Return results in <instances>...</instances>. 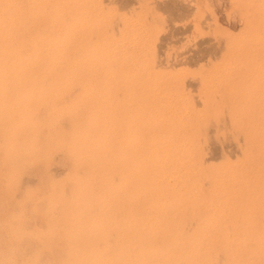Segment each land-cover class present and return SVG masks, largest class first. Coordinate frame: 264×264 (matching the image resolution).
Returning a JSON list of instances; mask_svg holds the SVG:
<instances>
[{"label": "rangeland", "instance_id": "374dc122", "mask_svg": "<svg viewBox=\"0 0 264 264\" xmlns=\"http://www.w3.org/2000/svg\"><path fill=\"white\" fill-rule=\"evenodd\" d=\"M7 1L11 3L10 0H6V3L8 4L6 6L7 8H5V6H4V4L6 5L5 2L3 3V5H2V3H0V7L3 6V9L5 8V10L0 8V13L3 10L2 13L8 15L7 17L11 16L12 15L11 13H13L16 8L18 10L20 6H21L20 8H22L23 10L21 12V9H19L20 14H18L19 10L15 11L17 14L16 15L17 17H18V15H20L21 18H19V19L17 17H15V12L13 13L14 14L13 16L16 18L15 20H14V18H11L12 16L9 17V20H8L7 17L5 15H3L6 19V21H9L10 25H12V24L13 25L9 26L11 28L10 29L9 27H7L8 23H9L8 22L5 24V25H7L6 26L7 28L4 27L6 30L9 29V32L7 30V33H9V34L12 33L11 35L7 34L6 30H4V28H3L4 31L1 29L0 30L5 35L4 34H1V35H4V36L8 35L7 37L11 36V39L13 38V36H16L15 38L18 39V40L17 39L12 40L13 42L11 41V39H9L6 44L9 45V41H10V45H11L14 43V41H16V43H14L13 45L20 44L25 50H28L29 48L34 46V44L33 45H28V44H31V42L33 43L35 41H36L35 43H37L38 41L41 42L43 40V42L41 44L37 43V44L41 45V46H38V48L41 49L43 47L42 48L44 50L43 54L46 56H49V58L51 57L50 58L51 62H52V60L55 59L54 54L56 55L57 60H58V58H61L62 55L66 54L65 56L67 57V59L72 55L70 58L73 60L75 58H77L78 55L80 58H81V56H83L81 59H79V57L76 59V60H78L77 61L78 64L81 63L83 60H85L86 62H84V63L82 62L80 64L81 66H79L76 63V60L75 61H69L71 59L66 60V58L64 56V57H62L63 59L61 58V60H58V62L63 60L64 61V62L62 61L63 63L60 62V63L56 64V62H57L56 59H55L56 62H54L55 60L53 61L55 64L52 62L53 63L52 66L54 67L53 68L52 66L51 67L48 66L49 65L48 62H47L48 67H46V61L47 60L45 59L46 61L43 62V58H42L41 59L42 60V63H41L42 68L43 69L51 68V69H49V74L45 75V77H48V78L43 77L45 81L43 80V78H41L38 80H31V81H24V80L19 81L18 80V81L13 82V80H7V81L5 80L3 82H0V85H1L0 90L3 91V92L0 91V105H1L0 106V115H1L0 116L1 117L0 118V131L5 127V129L0 132V144L2 145V147L0 146V158H1L0 163L2 162L0 164V166H2L1 168H3L4 172L5 171L8 172L11 169V168L10 169L8 168L9 170H6L7 169L6 167H8L10 165L11 167H15L13 169L17 170V172L19 174H23L22 176L19 174H17L15 176L14 174H16L17 172L16 171L14 172L12 169L9 172V174L6 172H5L6 173L5 174L2 171V169H0V172H1L0 176L2 175L0 177V189H2V186H3V189L1 190L2 194L0 193L1 196L3 197V198L0 197V200L2 201V202L0 201V207H2V209L0 208V214L2 213L1 214L2 216L0 215V225L1 226L3 225L2 229H0L2 232V233L0 232V234H1L0 238L3 239V240L0 239V251H1L0 253H2L4 251L2 254H0V256H2V257H0L1 258L0 264H2V263L3 264H6V263L10 264L12 261H14V262L16 261L14 264H18V263L21 264V262H24V261L26 262L29 257H31L30 259H28L29 261H31V259H32L30 264H52V263L62 264V263H65V260L67 258L66 257L67 254H68V257H73L75 255L74 256L75 258H76V256L78 258H79V256L80 257L91 256V253H92V256H96L99 254L103 255V253H104V255H109V254L111 255L114 253V247L116 245L115 243H117L116 239L118 238V236H117L118 234H119V237H127L128 235H129V237H131L132 235L129 234L131 232V230L134 231V229L138 230L141 228L138 231H142L141 232L142 235H144V233H145L146 236H148L147 234H149L148 232H151L152 227H154V225L156 227L157 221H158V229L157 230H159V232H161L160 231L161 229H162V231L165 229V231H163V232L167 233V229L169 232V230L171 228L176 227V229H171L170 232H173L176 230V231H179L181 233L180 235L182 236V234H185L186 230H187L188 233L190 231L189 234L186 233L187 235H185V236H188V238H190V237L194 238L190 234H195L194 236H197L198 238H200L201 236L199 234L201 232H202L201 233L202 238L205 235H206V238H208V239H211L212 237L213 238L219 237L221 239L227 238V240H230V238H231L232 241H227L228 247H226L227 246V244H226L225 246H223L221 248V249H223V250H220L221 252L218 251L220 253H219V255L216 256L217 257V259H216L217 264H227L226 258L224 255L225 251L234 253V252H237V250L238 251L240 250V252H241L240 257L241 258L237 257V256H239L240 252H238V255L235 254L236 261H234L235 259H234V255H233V257H231V260H232V262L233 261L236 262L235 264H238V263L241 264L242 260H245V259H247V260H245V264H252V263L256 264L257 261L259 264H261L259 261H261V262L263 261L262 264H264V190L262 189V187L257 189V192L259 194L252 198L253 199L252 203L251 202H245V203L237 204V205H233V206L229 205V207L224 206V207H222L224 209L223 210L220 207H219L220 208L219 209L218 206L216 207V204H217L216 200H215L216 203L213 202V204L211 205V203L213 201V200H211L212 199L211 198V196H212V193H211L212 190L211 189L213 188V186H211V185H215V184H210V182L213 183L214 179H216V178L218 179V177L223 176L224 172L227 173L228 170L231 168V166H232V168L230 170H233V167H234V169L236 171V173H234L235 171L233 170L232 174L239 173V171L241 169L243 172L244 168H246L248 166L246 164V167H245V163L240 164V162H241L240 159L243 158L241 160L242 161L244 160L243 154L245 153V151L246 152L248 150L253 151V154H254L255 147L257 145H259L260 143H263V141H264V0H182V3L180 0H126V1L125 0H106V1L105 0H72V1L66 0V2H65V0L64 1L63 0H44V1L43 0H34V1L33 0H20V2H18L19 0H14L15 2L12 1V3H11L12 5L10 3H8ZM16 1H17V3H16ZM36 1H37V3H36ZM53 1H55V2H53ZM129 1H130V3H129ZM175 1H178V2H175ZM60 2H61V4H60ZM70 2H72V3H70ZM174 2H175V4H174ZM75 3H78V4H75ZM126 3H128V4H126ZM164 3L165 4L167 3V5H165ZM176 3H178V4H176ZM14 4H15V9H13L14 10L13 11L12 8H14ZM163 4L167 8L169 7V5H171L170 7H172V5H173V7L174 6L176 7V5L177 6L181 5V7L180 6H179V8L176 7V10L178 9L179 12L178 11L175 12L174 11L175 9L172 10V8H171L172 12L169 13L170 9L169 10L165 9ZM182 4H185V5L182 6ZM47 5H49V6H47ZM72 5H74V6H72ZM186 5L188 6L187 8L189 9L187 12L184 11L186 9L185 8ZM36 6H38V7H36ZM29 7H31V9H29ZM85 7H86V9H85ZM27 8H28V11L26 10ZM59 8H60V10H59ZM83 8H84V10H83ZM180 8H181V10H180ZM183 8H185V9L183 10ZM68 9H69V11H68ZM64 10H66L65 14H64ZM76 10H77V12H75ZM182 10L184 13H182ZM26 11L30 14V15L28 14L26 16L27 18L24 15L25 13L27 14ZM84 11H85V13H84ZM23 12H25V13H23ZM30 12H33L32 15ZM175 13L176 14L181 13V15L180 14L176 15ZM171 14H173V15H171ZM174 14L176 16H174ZM23 15L25 17L24 20L26 21L27 24L23 23L24 22L22 20ZM33 15L36 17H34ZM83 15H84V17H83ZM182 15H184V16L182 17ZM75 16H78V17H76V19H78L79 22L81 20L80 23L76 19L75 20L77 22L74 21ZM179 16H181L182 18H179ZM29 17H30V19H28ZM32 17H34L35 19H33ZM80 17L82 19H80ZM10 18L12 19V21ZM31 19H33V20H31ZM44 19L47 21L46 23H45ZM59 19H62V20H59ZM70 19L72 20V22L74 21L73 25H72L71 21L70 22L68 21ZM19 20H20V22H19L20 24H18ZM86 20H87V22H86ZM15 21H17V22L14 23ZM21 21H23V22H21ZM27 21H29V22H27ZM37 21H39V22H37ZM62 21L64 23H62ZM54 22H55V25H53ZM32 23H34V24H32ZM57 23H59V24H57ZM70 23H71V25H70ZM82 23L84 26L82 25ZM15 24H17V25H15ZM30 24H31L32 28L30 27ZM42 24H44V25H42ZM14 25L16 27L18 26L17 28H19V29L22 27H25L27 29H26V31L23 30L24 28L20 29V30H22V32L19 31V29H18V31L21 32L22 34L19 32L15 33V32H17V31H15V30H17V28ZM74 25H75V27H73ZM20 26H22V27H20ZM37 26L39 28H37ZM82 26H83V28H82ZM66 27H67V30H66ZM28 28H31V29H28ZM52 28H53V30H52ZM57 28H58V30H57ZM61 28H63V29H61ZM32 29H34L33 32H32ZM75 29H77V30H75ZM27 30H29V31H27ZM35 30L37 33L36 35H35ZM37 30H38V32H37ZM42 30H43V32H42ZM24 31L26 34L23 33ZM39 31H40V33H39ZM70 31H72V32H70ZM30 32L32 33L31 35H30ZM63 32H64V34L66 33L65 35H68V32H69L70 33V35H68L69 38L67 36L64 37ZM13 33H14V35H13ZM50 33H51V35H54L53 36L54 39L57 38V35L60 36V34H61L59 39L57 38L60 41V43H59V41L57 42V40H55V42H57V43H54V44H56V45H54V44L51 45L54 42V39L52 40L51 39L52 37L51 38L48 37L50 35ZM18 34H20L21 38H22V35L23 36L27 35V37H29L28 35H30V36L33 35V36H35L34 38H37V39L29 37L32 39V41H31L26 36H24L25 38H22L23 42H21V39L19 41L20 36ZM38 35L39 36L41 35L43 39L41 38V36L38 39V37H37ZM43 36H47L48 38L46 39V37H43ZM72 36H73V38H72ZM80 36H82L81 37L82 39L79 38ZM83 37H84V39H83ZM49 38L51 39L50 41H48ZM26 39H27V41H26ZM60 39H65V40H60ZM80 39H81V41H80ZM24 40L26 41L25 43H24ZM51 41H53V42H51ZM17 42H19V43H17ZM47 42H49L48 44H50V47L45 46V48L46 47L47 48L44 49V46H42V45H43V43L45 45H48ZM23 43L25 45H26V43H28L27 47L25 45H22ZM68 43H69V45H67ZM37 44H36V46H37ZM62 44H64V45H62ZM20 45H18V46H20ZM55 46H57L56 48H58V50L54 49ZM60 46L61 47L64 46V48L66 47L67 50H66V48L64 49L63 47H62L63 48L62 49ZM68 46L71 48H69ZM51 47H53V48H51ZM59 48H61V51H59ZM68 48H69V50H68ZM52 49L55 50V52ZM74 49L78 51V54H77V51H76V54H74L75 53ZM80 49H82V52L83 51L84 52L82 53L80 51ZM46 50H48L47 53L45 52ZM65 50L67 52L68 51L71 52L72 50L73 51L70 53V55H67V54H69V52L64 53V52H66ZM89 50H90V53H89ZM56 51H58L59 55H61V56L58 57L57 56L58 53H56ZM62 52H63V54H62ZM87 53H89L90 56H88L89 54H87ZM75 55H77V56H75ZM73 56H75V57H73ZM89 57H90V59H89ZM70 62H71V64H70ZM72 62H75V63L72 64ZM43 63H45V64H43ZM66 63L70 67H73V66L75 67V68H71V71H73L74 74H75V72L77 74H79V72H80L79 71L80 69H77L78 72H77V70H74L77 67L75 65H78L79 68L83 67V66L85 67L88 65V68L85 67L87 72H85L86 71V70H84L85 68L84 69L81 68V70L83 69V71H81L80 75H77V74H75V75H77V78H79L83 73H84L83 75H85V73L86 74L89 73L88 75L92 74L91 77H93V75H94L96 79L93 77L92 81H91V78H89L90 79V81H89V80H86V77L88 75L87 76L82 75L81 78L82 77L83 78L79 79V82L81 84L78 82V79H76V77L74 78V80H76L79 84L78 83L75 84L76 81L74 82V80H71V79H73V76H75V75L74 74L71 75L72 78L70 77V75H68V79H69L70 83L72 82L71 84H73V82H74V84L76 85V86L75 85L72 86L69 83V81H67L68 80V79H66L67 76L64 75L65 76V78H64L62 75L63 74L62 72L65 71L63 69V67L65 66L64 68L66 70L68 69L67 68L68 66ZM85 63H86V65H85ZM58 64H60V66ZM61 64H65V65H61ZM90 64H92V65H90ZM61 66H63V67H61ZM56 67H61L63 70L61 68L55 69ZM60 69L62 70V72ZM54 70H56L55 73L53 72ZM68 70H70V68ZM105 71H107V72H105ZM52 72L55 75L58 73L59 74L62 73L60 75L64 79H62V77L59 74L58 75L62 80L60 78H57V75L55 76ZM100 73L101 74L103 73V74L100 75ZM50 75H52L53 77ZM51 77H52V81H50ZM88 77H90V76H88ZM46 79H49V80H46ZM58 79H60V80L57 81ZM101 79H103V81H105V83H103V81ZM109 79L111 80V82L114 81L112 85L109 84V83H111L109 81ZM39 80L40 81L42 80L43 82L41 81V83H40ZM53 80L56 83L53 82ZM63 80L65 82H68V84L65 83ZM96 80H98V81L101 80V81L97 82ZM9 81H10V86H9ZM35 81H37V82L34 84ZM61 81H63V82L61 83ZM83 81L86 84L88 83L87 88L84 86ZM51 82H53V83H51ZM46 83H48V84H46ZM106 83H108L109 85L108 84L105 85ZM69 84H70V87H69ZM124 84H127L128 87L125 86ZM60 85H61V87H60ZM64 85H66L65 87H68V88H64ZM110 85L113 86V88ZM106 86L109 90L106 88ZM119 86H121V88ZM96 87H98V88H96ZM36 88H37V90H36ZM99 88L102 89V92H101V89L99 91ZM122 88H124V89H122ZM80 89H82L83 91H79ZM103 89H106V90H103ZM118 89H120V90H118ZM72 90H73V93H72ZM95 90H96V92L99 91L100 93H102L101 96L103 95V97H101L99 95L100 94L99 92L96 93ZM77 91H79V93ZM109 91L112 93L111 94L108 93ZM80 92L81 93L84 92L83 93L84 98L83 97L80 98L82 95ZM40 93H41V95H40ZM75 93H77L78 96H80V97H78ZM85 93L86 94L89 93V95H85ZM90 93H96L95 94L96 96L95 95L92 96L93 94L91 95ZM104 93L105 94L108 93V95H110V96L108 97V95L106 96ZM114 93H115V95H114ZM74 94L76 95V97ZM98 95L101 98H99ZM104 95H105L106 99L108 98V101H106V99H104L105 98ZM89 96H92L94 99H91L92 97H89ZM34 97H35V99H34ZM88 97L92 101L89 100L90 102L88 101V103H87V100L89 99ZM96 97H97V100H99V99L105 100V102L103 100H101V101L99 100L98 105L100 103L103 105L104 103L107 102V104H104V107L106 108V109L104 108L105 113H106L105 116H104V109L103 108H100V111L97 110L99 108L97 105ZM41 99L43 101L40 102ZM111 99H113V100H111ZM38 100H39V102H38ZM80 100H82V102H80ZM94 100L96 101V103L94 102ZM91 102H92V104H91ZM84 103L87 105H85ZM89 103L91 104L92 107L90 106ZM34 104H36V105H34ZM93 104H95V106H97V109ZM102 105H101V107H102ZM107 105L109 108L107 107ZM87 106H89V107H87ZM31 107H32V109H31ZM41 107L43 108V110L40 109ZM69 107H70V109L72 108L71 109L72 114L69 112V110H70ZM73 107H76L74 110L76 115L73 111V109H74ZM90 107H91V109L95 108L94 110L95 111L97 110V113H99V114H101L100 112L102 110V114H101V115H103L102 118L99 117L101 115L97 116L98 115L97 113L94 114L95 112H93V110L91 111ZM88 108L90 109V111ZM51 109L54 111H52ZM39 110H41L40 113H39ZM43 111H44V113H43ZM49 111L52 112V114L49 113ZM86 111H88V112H86ZM48 113H49V116L51 115L50 117L46 116ZM85 114H86V116H85ZM89 114H90V117L91 116L95 117V115L97 117H99L97 120H96L97 117L95 118V123H98L99 126L95 123L93 124L94 118L92 117L93 120L90 118L92 120L91 121L89 119ZM86 117H88L87 119L91 121L92 125H95V126L97 125L98 129H100V130L96 129L97 127H94L92 125L90 126L89 121L86 119ZM70 118L73 120H71ZM77 118H78V121H77ZM82 118L86 119V121L83 120ZM48 119H49V121H47ZM65 119L66 120L70 119V120H67V123L69 125L68 124L66 125ZM74 119H76V120H74ZM39 120H40V123H39ZM57 120L59 123L57 122ZM71 121H73V122H71ZM128 121L130 123H128ZM30 122H32V123H30ZM36 122H37V124H36ZM30 124H33V125L30 126ZM87 124H89V127L87 126ZM57 125H58V127H57ZM65 125L68 127H66ZM87 127L89 128L88 130L91 129L90 132L86 129ZM92 127H94V128H92ZM33 128H34V130H33ZM67 128L68 129L70 128V129L68 130ZM72 128H74V129H72ZM52 129L54 132H52ZM84 129H86V130L84 131ZM95 129H96V133L97 132L101 133V131H102V133H101V135L95 134L96 138L90 140V138H92L93 134L95 133ZM123 129H127L126 130L127 132ZM72 130H74L75 132ZM76 130H79V131L81 130V131L78 133V131H76ZM93 130H94V132H93ZM112 130H114V131H112ZM9 131H11V132H9ZM83 131H84V133L82 136ZM104 131H106V133ZM47 132L50 134H48ZM64 132H66V135L69 138L66 135H64L65 134ZM75 133H78L79 135H77ZM87 133L88 134L91 133L90 136ZM55 135H56V137H55ZM58 135L60 137L63 135L64 136H63V138H60V137L57 138ZM98 135H100L101 137ZM76 136H78V137H76ZM81 136L83 138H81ZM95 136H93V138ZM106 136H107V138H106ZM41 137H43V138H41ZM79 137L81 140L78 139ZM88 137H90V138H88ZM72 138H74L73 141L70 140ZM76 138L78 139V141L76 140ZM27 139H29V140H27ZM60 139H63V142ZM30 140H32L33 143ZM45 140H48V141H45ZM50 140H52V141H50ZM85 140H86V143H84L85 145L82 146V144H83V142H85ZM96 140L97 141L99 140L100 142L99 141L97 142ZM116 140L119 142H117ZM123 140H126V142H124ZM40 141H41L42 145H44V146H41ZM80 141H81V143L79 144ZM88 141H89V143H91V141H92L93 146L96 144L94 147L91 146V144H90V147H92L93 149L96 148L95 151L97 150L98 153L99 152L101 153V154L99 153V155L97 154V156L103 155V157H106V158H103L102 156L101 157L103 159H106V160L100 159L101 157L100 158L96 157V156H95L96 158L94 157V155H96L95 153H97V152H95V151L93 152V150L90 149ZM110 141H112L113 143L115 142L114 144H117V143L118 144L117 145H114L113 143L109 144ZM120 141H121V144L123 141L124 144L126 143V145L125 146H124V144L121 145ZM6 142L8 144L7 145L8 147L5 148ZM25 142H26L27 146L25 145ZM52 142H54L55 145L59 144V143L61 144V142H62L63 145H61L62 147H60V146L54 147V143H52ZM70 142H72V143L76 142L75 145L73 144L76 147L73 146L71 148L70 147L72 145L71 144V145H69V148H67V145ZM94 142H95V144H94ZM180 142H182V143H180ZM2 143H4V144H2ZM99 143L100 144L104 143L105 145L104 144L100 145ZM133 143L134 144L136 143V146H135L136 148H137V146L139 148L140 146H143V145H147L144 147H154L155 148V147H163V146L164 147L172 146L173 144L177 145L179 143L180 144H183V143L194 144L196 146L197 151H198V154H197L198 158H200L201 162L204 161L203 162L204 166L201 167V169L203 168L204 172H205L204 168L207 169L205 175L208 172L210 173L212 171L217 173V174H218V172L221 171L222 173H220V174H223V175L218 174L220 176L217 177V175L214 173L216 177L215 176L213 177L214 174L212 175V173H210V175L209 174L206 176L203 175V180H202V178H200V177L202 176V174L204 172L202 173V170H201L200 171L201 174L199 173L200 175H197L194 177V179L197 180V182L199 181V183H197L195 181L197 183V185H196V183L193 181L196 185V188H194V189L192 188L194 192L196 190L194 195L198 194V192H197V191H199L198 188L201 189L199 191V194L196 196V198H192L193 193L191 194L192 189H190V188L189 189L191 191H189V189H185L186 193L184 192V194L181 195V193H183L182 190L185 187L182 185L181 186L179 185V184H182L179 181L180 178L179 179L174 178L175 181L177 180V182H179V184L177 182H173V183H175V184H173V187H171L172 185L168 186L170 183L172 184V181H171L172 178H170L169 183H167V180H166V183L168 184V185L166 184V186H168L170 188L167 187L168 190H166L167 188L166 189L162 188L163 190L159 188L161 190V192L159 189H158V191H156V189L158 188L157 187L158 185L156 183L152 182V185H154V184L157 185V186L154 185L156 187V189H155V187L150 185L151 183L147 184L149 187L148 194H151L152 197H154L155 199L157 198V202L155 201V199L150 197L151 195L147 194L151 200L146 195L144 197H146V199L148 198V202L150 204L152 203V206L155 203L158 205H154L156 208L154 206H153L154 208L150 206L151 209L153 208L155 210H154V212L151 211L152 213H150V214H146L147 215L146 218H148V219H146L147 221H145L143 219V218H145V215L143 218H141V216H143V215L141 214L142 212H141L140 206H139L141 203V200L144 197L138 198L141 195L140 194L141 192L140 193L138 192V194L136 195L137 198H135V201H136L135 202L133 196L135 195L136 191L134 192L135 188L130 187V185H132V187H134V186L136 187V185H135L136 184L135 183V180H136L135 174L136 173L134 170V163H133L134 160L132 161V159L135 156V152H134V154H132V152H131L133 150L134 151L136 150L133 147L134 146ZM137 143L139 145H137ZM141 143H142V145H141ZM45 144L47 146H45ZM64 144H65V146H64ZM97 144H98V146H97ZM112 144H113V147H112ZM159 144H161V145L159 146ZM99 145L103 147V151L106 149L105 150L106 152H108L107 146H108V149L111 148L110 149L111 151L109 150V152H108V154L110 153L108 155L110 158L112 156L113 157L115 156V159H116V156H117V158L120 157V160L122 162L123 161L125 162L124 159L132 156L129 158L131 160L132 164L129 165L128 158L126 159L127 162L122 163L121 165H120L121 161H119V163L115 164V162H114L115 159H113L111 161H112V163H114V166L111 165L113 167V169L110 168L111 166L109 167V165H108V164H110V163H108L110 158L107 157L105 152H102V148H100ZM118 145H120L121 147L123 146V148L119 147ZM18 146H19V148H17ZM29 146H31V147H29ZM51 146L56 151L57 150H59V151L54 152V149H52ZM114 146H116L115 148L119 147L118 149H120V150L115 149ZM38 147H39V149H41L43 147L42 148L43 150L42 149H41L42 151L39 150ZM50 147H51L52 151L49 150ZM56 147H58V149H56ZM63 147H64V149H62ZM11 148H12V150H11ZM15 148H16V150H19V151H16V153H15ZM59 148L62 149L63 151H60ZM66 148L69 151V152L68 151L67 152L70 153L69 155L66 152V150H67ZM87 148L89 149V151H87ZM99 148L101 149V151L99 150ZM250 148H252L253 150ZM22 149H23V151H22ZM37 149L39 150L40 154L38 153ZM85 149H86V151H85ZM112 149H113V152H115L114 150H117V151L115 153H113ZM128 149H132V150L129 151ZM8 150H10V151L8 152ZM76 150H77V152H76ZM12 151H14V152H12ZM29 151L32 154L31 155L32 157L30 156V159L28 158L29 157L28 153H30ZM128 151H129V153L131 152L130 154H132V155H130L128 153ZM11 152L13 155L11 154ZM23 152H24V154H23ZM82 152L84 153L83 156H82ZM91 152L94 154H92ZM4 153H6V154H4ZM52 153H54L53 156H52ZM61 153H63V154H61ZM65 153H67V155H65ZM111 153L113 154L112 156H110ZM25 154H26V157H24ZM33 154H36L35 157ZM37 154H39V155H37ZM90 154H92L93 156ZM125 154H127L129 156H127V157L125 156V158L122 160V156ZM5 155L7 157L6 161H4ZM41 155H44V156H41ZM48 155H49V157H48ZM87 155L89 156L90 159H87V158H85V159H87L88 161L90 160V162L92 161V163L88 162L87 160H85L83 158V157H88ZM12 156H13V158L11 161L13 163L10 161V159H11L10 157H12ZM76 156H79L78 160H83L84 164L82 161H80V162H82V163H80L79 161H77L76 158H73ZM17 157H19V159ZM227 157H229V158H227ZM14 158L16 160H14ZM38 158H39V160H36ZM40 158H43V159L40 160ZM70 158L74 162L71 163ZM237 158H238V161H237ZM8 159H9V162H8ZM17 159L19 161H17ZM48 159H50V161H51L50 164H49L50 161H48ZM100 160H102L103 162L105 161L104 164L106 163V161H108V162L104 165V164H102L103 163L102 161H101V163H99ZM118 160L119 159H117L116 162H118ZM226 160L227 161L229 160L228 164H227ZM254 160H255V161H253L254 163H252L253 165L254 164H256L258 166L261 165V161L258 158H255ZM3 161L6 164L5 166H4ZM14 161H15V163H14ZM22 161H24V162H22ZM41 161L43 162V165H42ZM95 161H97L98 165L100 164L99 167H102V165H104L105 168L106 167H107V169L110 168L109 169L110 171L109 170L108 171L110 173H112V171H113L112 174L114 176L112 177L110 174H109L110 175L109 176L107 174V169L106 170L104 168L100 169L99 167H98L99 171L96 170L97 168L94 169L95 166L97 165ZM7 162L9 165L7 164ZM33 162L36 164H34ZM44 162L46 164H44ZM76 162L79 163V165H76ZM85 162H86V165H85ZM230 162H233L234 164H231ZM235 162H236V164L239 162L238 164H240V167L238 166V164L236 166ZM16 163H17V165H20V166H18V167L15 166ZM21 163H22V166H21ZM87 163H89V165L90 164L93 165V163H94L93 171L96 170L95 176H92V174L89 173L92 170H89L90 166H88ZM221 163L224 164L225 169H226V165L228 166V168L226 170L225 169L223 170L222 169L223 164H221ZM124 164H125V166H124ZM207 164H209L208 165L209 168H207L208 167ZM80 165H81V167H80ZM116 165H117V168H115ZM119 165L121 166V168L122 167L125 168L129 165L128 166L129 168H126L128 170L122 169V171L124 170L123 172L124 173L127 172V174L126 173L124 174L121 171V168L118 167ZM211 165L213 167H211ZM25 166L27 167V170H26ZM39 166H41V167H39ZM42 166L45 169L41 170ZM46 166H48L49 169H47L48 167L46 168ZM72 166L75 167L76 169L79 167L80 170H78V169L76 170ZM85 166H87V167H85ZM118 168L120 169V171L118 170ZM236 168H237V170H236ZM238 168H239V171H238ZM91 169H92V167H91ZM103 169L105 170L104 174L106 172L107 175L106 174L105 175L108 176V177H106V180L108 181L107 183H106L105 177H103V175H104L102 172ZM166 169H167V171L170 170L169 167H167V166L164 168V170L166 171ZM75 170H76V172H75ZM84 170H87V172L89 170V172H88V174H86V176L84 175V173H86V171H84ZM117 170L120 173H123V174H120L122 177L120 175H118L119 172ZM12 171H13V177H11ZM116 171L118 174L116 173ZM45 172H46V174H45ZM66 172H68V173H66ZM97 172H100V174H98ZM242 172L240 171V173H242ZM70 173L73 174V176ZM101 173H102V175H101ZM228 173H231V172L229 171ZM75 174L77 176H75ZM5 175H6V177L8 175L7 178L10 179L9 182H8V179H7V181L3 180ZM18 175L21 177H19ZM38 175L39 176L41 175L39 180L40 181L43 180L42 182H40L38 180V178H37V177H39ZM100 175L102 176V178H100ZM117 175H118V177L120 176L122 179L119 177L116 180ZM78 176L79 177L81 176V178H79ZM87 176H88V179L91 177L90 179L94 178L95 180H96V177L98 176L97 177L98 181H100V179L103 180V178H104V180H105L104 184L105 183L109 184V182L111 183V181H112L113 185L109 184V186L106 187L107 185L105 184V186L103 187L104 184L101 181L99 183L96 182V184L93 181V184H92V180L90 183V179L89 180L85 179V178H87ZM209 176H211V178ZM6 177H5V179H6ZM15 177H16V180H15ZM75 177H77L80 180L79 186L81 185L82 188H84V189H80L78 187V184L76 182ZM83 177H85V178H83ZM196 177H197V179H196ZM19 178H21V179H19ZM69 178L71 180L73 179L72 181L74 183L71 180H69ZM111 178H112V180H111ZM113 178L115 179L114 181H117L115 184L116 186H114ZM198 178H200V179H198ZM222 178H225V177L223 176ZM17 179H18V181H17ZM57 179H60L59 181H61L62 183L59 182ZM62 179H63V181H62ZM74 179H75V181H74ZM81 179L83 182L81 181ZM174 179H173V181H174ZM194 179H192V180H194ZM209 179H212V180L210 181ZM257 179H259L258 180L259 183H263L262 182L263 179L262 180L260 178H257ZM11 180H12V182L15 180L14 181L15 183H11ZM20 180H22V181L20 182ZM53 180H54V182H53ZM65 180H68V181H65ZM201 180L203 183L201 182ZM252 180H255V179H252ZM252 180H251V183L253 182ZM86 181H87V183L85 185H87L88 187L87 186L83 187L84 185H82L81 182L85 183ZM215 181H214V183L217 184L218 182H215ZM17 182H19V183H17ZM50 182H52L53 184ZM58 182L60 184H58ZM132 182L134 183V186H133ZM46 183H49V184H46ZM207 183L210 185L208 186ZM5 184H7V185L4 186ZM13 184L14 185L16 184V185L12 186ZM40 184H43V185L46 184V185H44L45 186L44 188L49 187L48 189L50 191L48 189H43V185L40 187ZM56 184H58V185H56ZM17 185H19V186H17ZM35 185H38V186L36 187ZM50 185H52L53 187ZM74 185H76L75 188H74ZM176 185L178 188L177 190H176ZM46 186H48V187H46ZM58 186H60V187H58ZM38 187H40V189ZM51 187L53 188L52 189L53 191L56 189L54 191L55 193L52 192ZM62 187H64V188H62ZM95 187H97V188H95ZM110 187H111V189H110ZM150 187H153V189H154V190L152 189L151 192H150V189H151ZM174 187H175V189H173ZM4 188H7L8 191H6ZM14 188H16L15 191H14ZM73 188L75 190L72 191V193H73L72 194L71 190H73ZM180 188H181V190H180ZM30 189H33V190L31 191ZM60 189H63V192ZM106 189H108L109 191ZM171 189H173L172 191L176 190L177 192L179 190V192H181V193L178 192L180 195H176L177 192L175 191L176 193L174 192V195L176 198H174V196H172L173 192L171 191ZM27 190H30L31 192L34 191L36 193H32L31 195L27 196V193L30 192V191L27 192ZM37 190H40V191H37ZM77 190H78V194H76ZM110 190H112L114 193L111 192ZM128 190H131L132 193H134V194L132 195V193H130L131 191L129 192ZM208 190H211V192L210 191L208 192ZM13 192L16 194V196L13 194ZM92 192H94V194ZM126 192H129L130 194L126 193ZM154 192H155V194H154ZM157 192H159V193H157ZM189 192L191 195L189 194ZM200 192H201V194H200ZM3 193H4V195H3ZM82 193L89 196V198L86 197L85 195H82ZM116 193L119 196H117ZM166 193H168V194H166ZM33 194H35V196H33ZM45 194H47V196ZM58 194H59V196H58ZM60 194H62V195H60ZM74 194H75V196H73V197L70 196V195H74ZM112 194H113V197H112ZM157 194H158V196H157ZM159 194H160V196H159ZM165 194H166V196H168L167 198H166V196H164ZM11 195H12V197H11ZM50 195H52V196L54 195L53 198ZM78 195H80L82 197V199H81V197L79 196V199L82 202L81 201L79 202ZM108 195L111 196V198H110L111 200H108L109 199ZM200 195H203L204 197H202ZM9 196L11 199L9 198ZM21 196H23V197L21 198ZM69 196L72 199L67 198ZM90 196L94 199L96 198L95 201L92 200V198L90 200ZM114 196L115 197L117 196V197L115 198ZM128 196H130V197H128ZM163 196L165 197V200H164ZM169 196L172 199V202H170V199H168ZM181 196H182V198H181ZM34 197L36 200L33 199ZM46 197L49 199L51 198L50 201H52V202H49V199H45ZM75 197H76V199H75ZM102 197L103 198L106 197L104 199H107L109 201V203L113 201L112 199L118 200L120 197V199L118 200L119 203L116 200L118 205L120 204V201L123 197L126 199H125V201L123 199H122L123 201H121L122 202L121 204H124V205H122L121 207L119 205V208H113V207H109V205H108L109 203L107 200L106 201H107L108 206L106 205V202L104 204V202H103L104 199ZM127 197H128V200H127ZM177 197H180L181 199H179ZM190 197L193 199L194 202L191 200ZM201 197L203 199L205 198L206 202L204 200H202ZM209 197H210V199H208ZM31 198L33 199V202H32ZM66 198H67V201L70 203H71V200H73V199H75L77 201L73 200L72 201L73 204L72 203L67 204ZM97 198H98V200H99V198H101V203H100V201L97 202L98 205L96 203V201H98ZM129 198H131L132 202L133 201L134 202L133 203L130 202L131 200ZM183 198H185L186 200ZM2 199H4V200H2ZM14 199H16V200H15V202L12 203V201H14ZM18 199L23 200V201H20V205L17 201ZM25 199L26 200L30 199V200L26 201ZM61 199H63L64 202L66 201L65 202L66 205H65V203L63 204V200H61ZM167 199L169 200V202ZM175 199H177L176 203L183 199L182 202L181 201L179 202V205L183 204V206H179L178 203L174 205ZM189 199L192 202L191 203L187 202V204H189V205L185 204L187 200L189 201ZM195 199L198 201H196ZM57 200H59V201H57ZM199 200L204 202V206H203V202H202V206L205 209H203V210L201 209V207H200L201 203H198L201 201H199ZM207 200H208V202H207ZM16 201H17V203H16ZM54 201H56V202H54ZM60 201H62L61 202L62 204L60 203ZM160 201L161 202L164 201V202L160 203ZM35 202L37 204V205H35L36 207L35 206L32 207L31 204L33 205V204H35ZM48 202L52 203V204L50 205V204H48ZM78 202H79V204H78ZM91 202H95V203H92L94 206H92L90 204ZM116 202L114 200V207L118 206L116 204ZM129 202L132 205H130ZM153 202H155V203H153ZM196 202L199 205H197ZM5 203L7 205H5ZM99 203H100V207L102 206V204H104L102 206V207H104L103 210H102V207L99 208ZM138 203H139V205H138ZM165 203H167V205ZM195 203H196V206H198V207L195 206ZM205 203H208V204H205ZM22 204H23V206H22ZM39 204H40V207H39ZM43 204L44 205L46 204L47 209H45L46 207H44ZM86 204L88 205L87 207H89V208L86 207ZM95 204L98 206V208ZM115 204H116V206H115ZM168 204H170V205H168ZM49 205H50V207H49ZM63 205H65V206H63ZM68 205H70L72 207H70ZM112 205H113V202H112ZM185 205H187V207ZM205 205H207L208 208L211 205L212 208H210V209H212V210L207 208L208 209V211H207ZM21 206L24 209H21L22 208ZM51 206H53V207H51ZM61 206L64 208H60ZM78 206H80L79 209H78ZM105 206L108 207V209ZM138 206H139V209H138ZM157 206H159L160 208H158ZM166 206H167V208L169 206V208L167 209ZM173 206H175V208H176V206L177 207L179 206L180 208L179 209L176 208L177 210L176 209L174 210ZM193 206H194V210H193ZM213 206L216 208H214ZM30 207H32L31 208L32 210L29 209ZM74 207H76L75 210H74ZM85 207H86L87 211L85 212V215L83 216L84 211H85V210H83V208H85ZM93 207L97 208V209L95 210V209H93ZM127 207H128V209H123V210H125V212L124 211L121 212L122 211L121 208H127ZM172 207H173V209L169 210ZM183 207L184 208L186 207V208L184 209ZM26 208H28V209L25 210ZM40 208H42L44 210H48L47 212L49 213V215L51 216V219H53V220L50 219V216L48 215L47 212H46L47 215H46V213H44L45 215L43 214L44 216H42L41 211L43 213V210ZM71 208H72V210H71ZM90 208H92V209H90ZM17 209H19V210H17ZM61 209H62L63 214L61 212ZM65 209H67L69 211V213H73L72 211H74V213L76 212L77 214L82 215V216H79L75 213L77 215V218L75 220H72L73 218H75L76 215L73 214L71 216L70 214L65 213L67 211V210L65 211ZM76 209L79 211L81 209L80 213ZM113 209H114V215H113ZM115 209H117L118 212ZM137 209L140 210V212L137 211ZM157 209H159V210L163 209L164 211L158 210L159 213H158V211H157V213H155ZM213 209H216V212L218 211V213H216V212L213 213V211H215ZM221 209H222V211L220 212L219 210H221ZM57 210H59L61 214ZM32 211H34V213ZM35 211H36V213H35ZM82 211H83V213L81 214ZM95 211H97V214ZM127 211L129 213L130 212L131 213L129 214V213H127ZM172 211H173V213H172ZM177 211H178V213H177ZM206 211L209 212L212 216L209 213H207ZM12 212H14V213H12ZM87 212H88V214L93 215V216L90 215L91 216L90 219H88L89 216L86 215ZM93 212H95L96 215L93 214ZM104 212L106 214H104ZM168 212H171L172 215H171V213L169 214ZM174 212H176V213H174ZM188 212H190V213H188ZM225 212H226V215L224 214ZM29 213L31 216L29 215ZM126 213H127V216L129 214L128 218L129 219L132 218V220L130 222H128L129 219L124 218L125 220L123 219L124 220L123 222L126 223V220H127L128 224H130V223L132 224V222L134 221L133 223L135 225L130 224L129 227H128L127 223L126 224L124 223L125 226L120 225L122 223V222H120V221H122V220H120L121 219L120 216H122V218H123V215L125 214L124 216H126ZM153 213L158 214V215H154ZM39 214H40V216H39ZM54 214H58V216L60 215V218H58V216L54 215ZM109 214L113 215L115 220L117 219L116 221H118V224L121 227H124V229L127 228V231H129V232L126 233V229L124 230L123 228H121L117 224V222L114 221V218L112 216L113 224H114V222L116 223V225L115 224L113 225L112 222H110L112 220H111ZM134 214H136L137 216H138V214H141L140 216H138L139 220H137V218H136V216H134ZM162 214H163V216H162ZM27 215H29V216H27ZM62 215L64 216V218H62ZM101 215H102V218H101ZM115 215H117L118 218H120V219L118 220L117 216H115ZM205 215L206 216L208 215L207 218ZM209 215L211 216V220H210ZM229 215L231 216V219H230ZM5 216H6V218H5ZM12 216H13V218L15 216V218L13 219ZM23 216H24V218H23ZM47 216L50 220L47 218ZM55 216H57V218H58L57 220L60 222L62 220H64L65 226L63 225L64 224L63 221L61 223H63L62 225L68 229L65 228L66 229L65 230L63 227L61 230V227H62L61 223L56 220ZM86 216H87V218H86ZM99 216L101 219H99ZM150 216H151V218H153V222L151 221V223L153 224L155 222L154 225L149 223L150 220H152V219L149 220ZM154 216H156V218H154ZM159 216H160V219H158ZM161 216H162V221H161ZM216 216H217V218H216ZM223 216L225 218L224 220H223ZM239 216H240V218H239ZM44 218H46L49 221H45L46 219L44 220ZM65 218H69V219L67 220ZM104 218H105V220H104ZM133 218L136 221L133 220ZM173 218L174 219L176 218V219L174 220ZM213 218L216 220H213ZM5 219H7V220H5ZM20 219H22V222ZM41 219L44 220V223L45 222L48 223V225L46 223L44 225H41V224H43V221H41ZM54 219L56 222L54 221ZM83 219H84V222H83ZM86 219H88V220H86ZM91 219H93V220H91ZM226 219H227V221H226ZM10 220H11V222H10ZM69 220H70V223H71V221L73 223V224L71 223L72 225L70 224L71 226H73L75 224H77V225L81 224L78 226L75 225L74 227H71V228L75 229L74 230L75 232L72 231L73 229H71V231H70V226L67 225L69 222L66 224V221H69ZM76 220H79V223ZM80 220H81V222H80ZM169 220H171V221L174 220L175 223L177 221V223L175 224L174 221L172 223ZM201 220H203V221H201ZM232 220H233V222H231ZM14 221H16V224L14 223ZM50 221H51V223L53 221H54V223H56V224H54V223L53 224L58 226V230L56 228L57 226H51L53 224L49 223ZM86 221H88V222H86ZM92 221L93 222L98 221V222H96L98 226L95 225L96 223H90ZM142 221L147 223L146 226L148 225V228H142L143 225H144V227H146L145 223L140 226ZM163 221H165V223H163ZM166 221H168V222H166ZM210 221H211V223H209ZM7 222L11 225L9 226ZM109 222L113 226L112 225L108 226V225H110V224H108ZM159 222H161L160 223L161 225L159 224ZM178 222H180V224ZM26 223L28 224V226ZM89 223L91 226H89ZM167 223L171 226V228H170V226H169V228H167L168 227ZM208 223H209V225H208ZM239 223H240V225H239ZM82 224L86 228L83 227ZM92 224H93V226H95V228L92 226ZM173 224H175V225H173ZM217 224H220L222 227L220 225L218 226ZM6 225H8L9 227L13 226V228H9L8 226L4 227ZM87 225L89 228L87 227ZM104 225H107L106 228H109V227L110 228L104 229L105 228ZM136 225H139L140 227H138ZM196 225L198 227L199 226L203 227L202 228L203 231H201L202 229L200 227L197 228V230L200 229V230H198L200 233L197 230H195V231H197L198 233L195 231H191V230L196 229ZM214 225L217 226L218 228H220L219 229L220 231L217 230V232L215 233L216 230L213 229V227H215ZM234 225H235V227H234ZM1 226H0V228H1ZM14 226H16V227H14ZM48 226L51 228H48ZM81 226H82V228H81ZM132 226L134 229H130V227L132 228ZM134 226H136V228ZM150 226H151V228H150ZM161 226H163V227L165 226L166 228L163 229V227L161 228ZM208 226H209V228H212V229H209V231L205 232L206 234L204 235V229L206 227L208 228ZM17 227L19 230L17 229ZM28 227L31 229H29ZM32 227H34V228H32ZM36 227H37V229H36ZM79 227L81 228L80 230H78ZM102 227H103V229H102ZM179 227H181V228L183 227V229L180 228V230H179ZM224 227H225V229H224ZM7 228H9V229H7ZM22 228H23L24 233L22 232ZM26 228H27V230H26ZM53 228H55L56 230H54ZM96 228H98V229L100 228L99 229L100 231L98 229L96 230ZM117 228L118 229L120 228L119 232L115 231V229L118 231ZM10 229H12L13 231H11ZM38 229L39 230L41 229L43 231L45 229L48 233L50 231H53V230L57 231V232H52V233L53 234L54 233L59 234V236L57 234L56 235L60 239L57 238V240H56L55 239L56 235L54 234L55 235L54 236L53 234H51V232H50V235L52 236V238H50L51 236L49 234H47V232L46 233L43 232V233L49 235L50 237L47 235H45V237H43L44 234L40 230L41 233L43 234L42 235ZM188 229H190V230H188ZM235 229H236V231H235ZM9 230H10V232H9ZM14 230H15V232H14ZM28 230L30 231V233H32V231H33V233L32 234L25 233V232H28ZM81 230H82V233L84 230L83 234H81V232H79ZM112 230L115 231L116 234L117 233L118 234L116 235L115 232H113ZM123 230L126 233L124 235H123V233H124ZM211 230H214V233H213V231L211 232ZM19 231H20V233H19ZM104 231H105V234L102 235L104 233ZM138 231H136V233H138ZM183 231H185V232L182 233ZM205 231H206V229H205ZM218 231L220 233H218ZM228 231H230V233L235 232V234L234 235L230 234ZM243 231H244V234L242 235ZM11 232H13V234H10ZM91 232H93V233H91ZM68 233H70V234H68ZM71 233H73V234L75 233V234L71 235ZM209 233L212 236H210ZM18 234H20V236L23 239L21 237H18L19 236ZM24 234L29 235L32 238H30V240H29V236H26ZM37 234H38L37 238L41 237L42 240L36 239ZM64 234L71 236V237L66 236V237H69L71 239L70 240H68L67 238L65 239L63 237V236H65ZM84 234H88L87 235L88 238H87V236L86 237L81 236ZM90 234L93 236H90ZM113 234H115V235H113ZM141 234H140V232L138 233L139 236H141ZM157 234L160 235L161 233H157ZM207 234L210 237H208ZM223 234L225 236L227 234L228 237L226 236V238H225V236H223ZM258 234H259V236L257 237ZM15 235H18V236H15ZM100 235L103 237L102 238L103 240H101L102 242L100 241V238H101ZM149 235H151V234H149ZM159 235L156 236V233H155L154 236L158 237ZM170 235L171 234L167 233V236H170ZM229 235L230 236L232 235L234 237L229 238ZM2 236H4V238ZM46 236L50 239H48ZM115 236H117V237H115ZM146 236L144 235L141 237H146ZM162 236H164V235L162 234ZM165 236H166V234H165ZM5 237L8 238L9 240L6 239ZM16 237H18V240H16L17 239ZM73 237H75V238H73ZM80 237H81V241L82 240L84 241L87 238L91 242L86 239L87 242L85 240L83 243L80 241V239H78ZM98 237H99V240H98ZM108 237L110 238L109 241H108ZM43 238H45V239H43ZM76 238L79 241L78 243L76 242L77 241ZM219 238L217 240H220ZM246 238H247V241H246ZM19 239H20V241H19ZM24 239H26V240L28 239V240L26 241ZM31 239L32 240L35 239V240L32 241ZM47 239H48V243L44 244L43 241L44 240L46 241ZM51 239H54L55 242H53L54 240L52 241ZM73 239H75L76 241ZM233 239L235 241H233ZM11 240H14V241H11ZM93 240H95V242H97V240H98V242H97L98 244L96 243V246L94 245L95 242L92 243ZM237 240H239V241H237ZM17 241H19V244ZM23 241H24V243H23ZM30 241L33 242L34 245ZM51 241H52V243H51ZM58 241L60 242V244ZM69 241L71 243H69ZM240 241H241V243H240ZM244 241H245V243H244ZM249 241L252 244L249 243ZM38 242H39V244H37ZM56 242H58V243H56ZM99 242H101V243H99ZM103 242H104V246H103ZM232 242H233V244L236 242L235 244L238 247L235 245L233 246ZM242 242H243V247L241 246ZM42 243H43L44 247L47 245L48 246L51 245L52 248H51V246L49 248L47 246L45 249L43 248L45 250V251H43L41 249L43 246ZM72 243H74V244H72ZM91 243L93 244V248H92ZM229 243L231 245H229ZM239 243H240V245H239ZM36 244H37V246H36ZM54 244L57 246H55ZM58 245H59V247H58ZM53 246L55 247V249ZM60 246H61V248L62 247L63 248L61 249ZM68 246H70V247L72 246L71 248H73L75 246L76 248L74 247L73 250L70 248V250H69ZM65 247H67V248H65ZM78 247L81 249H79ZM235 247L237 248V250L234 249ZM15 248L17 250L16 252L14 251ZM32 248L34 250H32ZM84 248H85V250L87 249V251H84ZM225 248H227V249L225 250ZM239 248H242L244 250H241ZM245 248H248V249H245ZM46 249H48V250L50 249V251H47ZM102 249L105 251L102 252ZM108 249H110V250H108ZM249 249H251V250H249ZM7 250L8 251L10 250L9 251L10 253ZM31 250H32V252H31ZM62 250H64L65 252ZM71 250L73 251L72 253H71ZM88 250L90 251V253H88ZM94 250H97L96 253H94L95 252ZM78 251L80 254L78 253ZM108 251H109V253H108ZM6 252H8V253H6ZM17 252L20 253V255L17 254ZM83 252H85L84 254H86V253H88V254L83 255ZM64 253H67V254H64ZM76 253H78L79 255H76ZM242 253L244 255H246V253H247L248 256L249 255H251V256H249V258H247V255L245 257ZM6 254H8L9 256ZM72 254H74V255L72 256ZM222 254H223V256H222ZM40 255H41V257H40ZM25 257H26V259H25ZM38 258H40V259H38ZM9 259L12 261H10ZM17 259L18 260L23 259V260H19V262H17L18 261ZM237 260H240L241 262H238ZM29 261L26 264H29ZM60 261H62V262H60ZM234 262L232 264H234ZM243 263H244V261H243ZM11 264H13V262Z\"/></svg>", "mask_w": 264, "mask_h": 264}, {"label": "bare ground", "instance_id": "6f19581e", "mask_svg": "<svg viewBox=\"0 0 264 264\" xmlns=\"http://www.w3.org/2000/svg\"><path fill=\"white\" fill-rule=\"evenodd\" d=\"M10 1H11V3H12V1H14V0H10ZM33 1H34V0H33ZM43 1H44V0H43ZM63 1H64V0H63ZM69 1H70V0H69ZM71 1H72V0H71ZM105 1H106V0H105ZM125 1H126V0H125ZM180 1H181V3H182V0H180ZM4 2L6 3V0H0V3H2V5H3ZM7 2H8V1H7ZM14 2H15V1H14ZM18 2H20V0H19ZM31 2H32V1H31ZM53 2H55V1H53ZM65 2H66V0H65ZM85 2H86V1H85ZM131 2H132V1H131ZM175 2H178V1H175ZM175 2H174V4H175ZM8 3H10V2H8ZM11 3H10V4H11ZM16 3H17V1H16ZM33 3H34V2H33ZM36 3H37V1H36ZM70 3H72V2H70ZM80 3H81V2H80ZM129 3H130V1H129ZM179 3H180V2H179ZM181 3H180V4H181ZM10 4H9V5H10ZM20 4H21V3H20ZM60 4H61V2H60ZM60 4H59V5H60ZM75 4H78V3H75ZM75 4H74V5H75ZM83 4H84V3H83ZM126 4H128V3H126ZM164 4H165V3H164ZM164 4H163V6H164L165 9H168V10L170 9V10H171V8H172V10L175 9V10H174L175 12H177V11L179 12L178 9L176 10V7H177V8H179V6L181 7V5H179V6L176 5V7L174 6L175 8L173 7V5H172V7H170L171 5H169V4H170V3H169V4H168L169 7L167 8V7H165V5H167V3H166L165 5H164ZM176 4H178V3H176ZM7 5H8L7 3H6V5L4 4L5 8H7V7H6ZM11 5H12V4H11ZM28 5H29V4H28ZM30 5H31V4H30ZM49 5H50V4H49ZM49 5H47V6H49ZM74 5H72V6H74ZM79 5H80V4H79ZM84 5H85V4H84ZM84 5H83V6H84ZM161 5H162V4H161ZM184 5H185V4H182V6H184ZM17 6H18V5H17ZM22 6H23V5H22ZM44 6H45V5H44ZM60 6H61V5H60ZM67 6H68V5H67ZM12 7H13V6H12ZM20 7H21V6H20ZM20 7H19V9H21V12H22L23 9L20 8ZM26 7H27V6H26ZM36 7H38V6H36ZM187 7H188V6L186 5V6H185L186 9L183 8V10L185 9V10H184L185 12H187V11L189 10ZM0 8L3 9V6H1ZM5 8H4L3 10H5ZM46 8H47V7H46ZM46 8H45V9H46ZM65 8H66V7H65ZM8 9H9V8H8ZM13 9H15V4H14V8H12V10H13ZM19 9H18V10H19ZM29 9H31V7H29ZM55 9H56V8H55ZM80 9H81V8H80ZM85 9H86V7H85ZM3 10H2V11H3ZM6 10H7V9H6ZM18 10H17V8L15 9V11H18ZM26 10L28 11V8H27ZM53 10H54V9H53ZM59 10H60V8H59ZM83 10H84V8H83ZM170 10H169V13L172 12V10H171V11H170ZM180 10H181V8H180ZM183 10H182V13H184ZM2 11H1V13H0V29H1V30H3L4 27L7 28V27L13 25V24L10 25V22H9V21H6V19H5V17H4L3 15H5L6 17H7L8 15L3 14ZM13 11H14V10H13ZM15 11H14V12H15ZM27 11H26V12H27ZM29 11H30V10H29ZM31 11H32V10H31ZM46 11H47V10H46ZM54 11H55V10H54ZM65 11H66V10H64V14H65ZM68 11H69V9H68ZM72 11H73V10H72ZM174 11H173V12H174ZM14 12H13V13H14ZM59 12H60V11H59ZM61 12H62V11H61ZM75 12H77V10H76ZM180 12H181V11H180ZM10 13H11V12H10ZM10 13H9V14H10ZM13 13H11V14H12V15H11L12 17H11V16H9V17L14 18V20H15V19H16L15 17H17V16H16L17 14H16V12H15V17H14V16H13V15H14ZM23 13H25V12H23ZM30 13H31V15H32L33 12H30ZM51 13H52V12H51ZM53 13H54V12H53ZM57 13H58V12H57ZM84 13H85V11H84ZM18 14H20V10H19ZM28 14H29L28 12H27V14L25 13V14H24L25 17H26ZM175 14H176V13H175ZM175 14H174V16L179 15V14L181 15V13H178V14H176V15H175ZM24 15L22 16V20H23L24 22H23V21H21V22L27 24L26 21L24 20V18H25ZM29 15H30V14H29ZM37 15H38V14H37ZM45 15H46V14H45ZM55 15H56V14H55ZM72 15H73V14H72ZM79 15H80V14H79ZM171 15H173V14H171ZM184 15H185V14H184ZM184 15H182V17H183ZM33 16H34V15H33ZM70 16H71V15H70ZM70 16H69V17H70ZM86 16H87V15H86ZM9 17H7L8 20H9ZM34 17H36V16H34ZM34 17H32V18L35 19ZM47 17H48V16H47ZM62 17H63V16H62ZM64 17H65V16H64ZM76 17H78V16H75V17H74V21L78 20V19H76ZM83 17H84V15H83ZM182 17L179 16V18H182ZM11 18H10V19H11ZM17 18H18V19L21 18L20 15H18ZM26 18H27V17H26ZM48 18H49V17H48ZM72 18H73V17H72ZM18 19H17V20H18ZM28 19H30V17H29ZM33 19H31V20H33ZM65 19H66V18H65ZM67 19H68V18H67ZM75 19H76V20H75ZM80 19H82V18L80 17ZM44 20H45V19H44ZM51 20H52V19H51ZM59 20H62V19H59ZM11 21H12V19H11ZM68 21H69V22H70V21L72 22L71 19L68 20ZM74 21L72 22V25H73ZM8 22H9V23H8ZM16 22H17V21H15L14 23H16ZM19 22H20V20L18 21V24H20ZM27 22H29V21H27ZM35 22H36V21H35ZM35 22H34V23H35ZM37 22H39V21H37ZM46 22H47V21L45 20V23H46ZM76 22H77V21H76ZM78 22H79V20H78ZM80 22H81V20H80ZM80 22H79V23H80ZM83 22H84V21H83ZM86 22H87V20H86ZM6 23H8V26L5 25ZM30 23H31V22H30ZM34 23H32V24H34ZM62 23H64V22L62 21ZM84 23H85V22H84ZM25 24H24V25H25ZM38 24H39V23H38ZM50 24H51V23H50ZM57 24H59V23H57ZM60 24H61V23H60ZM15 25H17V24H15ZM15 25H14V26H15ZM24 25H23V26H24ZM28 25H29V24H28ZM39 25H40V24H39ZM42 25H44V24H42ZM53 25H55V22H54ZM70 25H71V23H70ZM82 25H83V23H82ZM6 26H7V27H6ZM26 26H27V25H26ZM83 26H84V25H83ZM83 26H82V28H83ZM15 27H16V26H15ZM17 27H18V26H17ZM17 27H16V28H17ZM20 27H22V26H20ZM30 27H31V24H30ZM64 27H65V26H64ZM73 27H75V25H74ZM5 28H4V30H6ZM9 28H10V27H9ZM16 28H15V29H16ZM22 28H24L23 30H25V31H26V29H27V28H25V27H22ZM22 28H20V29H22ZM31 28H32V27H31ZM31 28H28V29H31ZM35 28H36V27H35ZM35 28H34V29H35ZM37 28H39V27L37 26ZM37 28H36V29H37ZM10 29H11V28H10ZM18 29H19V28H17V30H15V31H17V32H15V31H14V32H15V33H18L19 31L22 32V30L19 29V31H18ZM34 29H32V32L34 31ZM61 29H63V28H61ZM178 29H179V28H178ZM1 30H0V82H3V81H5V80H6V81H7V80H13V82H14V81H18V80H19V81H23V80H24V81L38 80V79H41V78H43V77H44V78H48V77H45V75L49 74V69H51V68H49V69H43L42 66H41V63H42V60H41V59L43 58V62H45V61L47 60V61H46V67H48V66L51 67V66L53 65V63L56 62L57 59H56V55L54 54L56 60L53 58L55 61L52 60V62L54 61V62L52 63L51 60H50L51 57L49 58V56H46V55L43 54V53H44V50L42 49L43 47H42V48L40 47L41 49L38 48V46H41V45H39V44H41V43L43 42V40H42V39H43L42 36L40 35L41 38H42V39H41L42 41H41V42L38 41L37 43H39V44H37V43H35L36 41L33 42V43L31 42L32 39L29 38V37H32V38L35 37V36H33V35L30 36V35L32 34L31 32H30V35H28L29 37H27V35H24V36H26L28 39L31 40V41H30L31 44H28V43H29V42H28V43H26V45H25L24 43L27 41V39H26V41L24 40V43H23L22 45H25V46L27 47V44H28V45H33V44H34V46H35V47L33 46V47L29 48L28 50H25L20 44H18V45H20V46H18V45H13L14 43H16V41H14V43L11 44V45H10V41H9V45L6 44L7 41H8L9 39H11V36H9V37H7L8 35H7V36H4L5 34H4L3 32H1ZM4 30H3V31H4ZM7 30H8V32H9V29H7ZM7 30H6V33H7ZM49 30H50V29H49ZM52 30H53V28H52ZM54 30H55V29H54ZM57 30H58V28H57ZM66 30H67V27H66ZM75 30H77V29H75ZM11 31H12V30H11ZM25 31H24L23 33H25ZM27 31H29V30H27ZM21 32H19V33H21ZM37 32H38V30H37ZM42 32H43V30H42ZM49 32H50V31H49ZM56 32H57V31H56ZM66 32H67V31H66ZM70 32H72V31H70ZM73 32H74V31H73ZM39 33H40V31H39ZM53 33H54V32H53ZM1 34H4V35H1ZM7 34H9V33H7ZM11 34H12V33H11ZM11 34H9V35H11ZM21 34H22V33H21ZM25 34H26V33H25ZM33 34H34V33H33ZM36 34H37V33H36V30H35V35H36ZM41 34H42V33H41ZM44 34H45V33H44ZM63 34H64V32H63ZM65 34H66V33H65ZM65 34H64V37L67 36V37L69 38L68 35H70V33L68 32V35H65ZM13 35H14V33H13ZM18 35L20 36V34H18ZM42 35H43V34H42ZM83 35H84V34H83ZM85 35H86V34H85ZM24 36L22 35V38H25ZM40 36H39V35L37 36L38 39L40 38ZM53 36H54V35H51V33H50V35H49L48 37H50V38L52 37L51 39L53 40V39H54ZM60 36H61V34H60ZM60 36L57 35V38L59 39ZM86 36H87V35H86ZM86 36H85V37H86ZM15 37H16V36H13V38L11 39V41H12V40H16L17 38H15ZM17 37H18V36H17ZM43 37H46V39L48 38L47 36H43ZM81 37H82V36H80L79 38H81ZM22 38H21V36H20L19 41H20V39H21V42H23V41H22ZM50 38H49L48 41L51 40ZM57 38L54 39V42L51 41V42H53L51 45H53L54 43H57V42L59 41ZM72 38H73V36H72ZM74 38H75V37H74ZM34 39H37V38H34ZM34 39H33V40H34ZM44 39H45V38H44ZM46 39H45V40H46ZM81 39H82V38H81ZM81 39H80V41H81ZM83 39H84V37H83ZM17 40H18V39H17ZM55 40H57V42H55ZM60 40H65V39H60ZM28 41H29V40H28ZM68 41H69V40H68ZM80 41H79V42H80ZM12 42H13V41H12ZM12 42H11V43H12ZM45 42H46V41H45ZM45 42H44V43H45ZM70 42H71V41H70ZM70 42H69V43H70ZM17 43H19V42H17ZM44 43H43V45H42V46H44V49H46L47 47H50V44H48L49 42H47V44H48L49 46H48V45H45ZM59 43H60V41H59ZM69 43H68L67 45H69ZM82 43H83V42H82ZM36 44H37V46H36ZM54 45H56V44H54ZM62 45H64V44H62ZM25 46H24V47H25ZM45 46H47V47L45 48ZM26 47H25V48H26ZM56 47H57V46H55L54 49L58 50V48H56ZM60 47H61V46H60ZM62 47L64 48V46H62ZM62 47H61V48H62ZM68 47H69V46H68ZM51 48H53V47H51ZM61 48H59V51H61ZM63 48H62V49H63ZM65 48H66V47H65ZM65 48H64V49H65ZM69 48H71V47H69ZM69 48H68V50H69ZM26 49H27V48H26ZM48 49H49V48H48ZM52 50H53V49H52ZM66 50H67V48H66ZM66 50H65V51H66ZM70 50H71V49H70ZM74 50H75V49H74ZM83 50H84V49H83ZM49 51H50V50H49ZM53 51L55 52V50H53ZM72 51H73V50H72ZM72 51H71V52H72ZM76 51H77V50L74 51V52H75L74 54H76ZM80 51L82 52V49H80ZM45 52L47 53L48 50H46ZM50 52H51V51H50ZM63 52H64V51H63ZM63 52H62V54H63ZM68 52H69V51H68ZM68 52L66 51V52H64V53H68ZM71 52H69V54H67V55H70ZM83 52H84V51H83ZM83 52H82V53H83ZM51 53H52V52H51ZM56 53H58V54H57L58 57L61 56V55H59V52H58V51H56ZM82 53H81V54H82ZM89 53H90V50H89ZM89 53H87V54H89ZM60 54H61V53H60ZM77 54H78V51H77ZM87 54H86V55H87ZM65 55H66V54L62 55V57H64ZM51 56H52V55H51ZM71 56H72V55H71ZM71 56H70V57H71ZM75 56H77V55H75ZM75 56H73V57H75ZM80 56H81V55H80ZM88 56H90V54H89ZM62 57H61V58H62ZM68 57H69V56H68ZM70 57L67 59V57L65 56L66 60L71 59ZM73 57H72V58H73ZM78 57H79V55L77 56V58H78ZM82 57H83V56H81V58H82ZM61 58H58V60H61ZM77 58H75L74 60L71 59V60H69V61H75ZM81 58L79 57V59H81ZM45 59H46V60H45ZM62 59H63V58H62ZM84 59H85V58H84ZM89 59H90V57H89ZM58 60H57L56 64H57V63H60V62L63 61V60H62V61H59V62H58ZM64 60H65V59H64ZM86 60H87V59H86ZM77 61H78V60H76V63H77ZM81 61H82V60H81ZM81 61H80V62H81ZM47 62H48L49 65L47 64ZM63 62H64V61H63ZM63 62H62V63H63ZM82 62L84 63V62H86V61L83 60ZM82 62H81V63H82ZM87 62H88V61H87ZM73 63H75V62H72V64H73ZM81 63H79V64L77 63V64H78L79 66H81V65H80ZM89 63H90V62H89ZM91 63H92V62H91ZM43 64H45V63H43ZM43 64H42V65H43ZM54 64H55V63H54ZM66 64H67V63H66ZM70 64H71V62H70ZM47 65H48V66H47ZM58 65L60 66V64H58ZM58 65H57V66H58ZM61 65H65V64H61ZM78 65H75V66H77V67H76V69H74V70L80 69V70H79V71H80L79 74H77V73L75 72V74H77V75H80L81 71H83V69H84L85 67L88 68V65L85 66V67H84V66H83V67H80V68H79ZM83 65H84V64H83ZM85 65H86V63H85ZM90 65H92V64H90ZM55 66H56V65H55ZM67 66H68L67 68H68V69L70 68V70H68V69L66 70V69L64 68L65 66H64V67L61 66V67H63V69L65 70L64 72H62L63 69H62L61 67H56V68H55V69H57V68H61L62 70H61V69H60V70H61V72H62L63 74H62V73H60V74H62L64 78H65L64 75H66V76H67L66 79H68V75H70V77H71V75L74 74V72L71 71V68H75L74 66H73V67H70L68 64H67ZM46 67H45V68H46ZM52 67H53V66H52ZM53 68H54V67H53ZM81 68H83V69L81 70ZM72 70H73V69H72ZM84 70H86V68H85ZM88 70H89V69H88ZM55 71H56V70H54L53 72L55 73ZM53 72H52V73H53ZM77 72H78V70H77ZM85 72H87V70H86ZM105 72H107V71H105ZM105 72H104V73H105ZM54 73H53V74H54ZM82 73H83V72H82ZM58 74H59V73H58ZM58 74H56V75H57V78H60V77H59L60 74H59V75H58ZM75 74H74V75H75ZM83 74H84V73H83ZM83 74H82V75H83ZM88 74H89V73H88ZM88 74L85 73V75H83V76H87ZM102 74H103V73H102ZM102 74L100 73V75H102ZM111 74H112V73H111ZM54 75H55V74H54ZM56 75H55V76H56ZM77 75L73 76V79H71V80H74V78L76 77V79H78V82H79V79L81 78L82 75H81L79 78H77ZM91 75H92V74L88 75V76H90V77L87 76V77H86V80H89V81H90L89 78H91V81H92V78H93V77L95 78L94 75H93V77H91ZM112 75H113V74H112ZM50 76H52V75H50ZM50 76H49V77H50ZM60 76H61V75H60ZM105 76H106V75H105ZM113 76H114V75H113ZM52 77H53V76H52ZM52 77H51V80H50V81H52ZM61 77H62V76H61ZM63 77H62V79H64ZM101 77H102V76H101ZM111 77H112V76H111ZM44 78H43V80H44ZM71 78H72V77H71ZM82 78H83V77H82ZM82 78H81V79H82ZM84 78H85V77H84ZM108 78H109V77H108ZM54 79H55V78H54ZM60 79H61V78H60ZM60 79H58L57 81H59ZM62 79H61V80H62ZM95 79H96V78H95ZM110 79H111V78H110ZM110 79H109V81L111 82ZM46 80H49V79H46ZM55 80H56V79H55ZM98 80H99V79H98ZM98 80H96V81H97V82H100L101 80L103 81V79H101L100 81H98ZM106 80H107V79H106ZM114 80H115V79H114ZM39 81H40V80H39ZM41 81H42V80H41ZM41 81H40V83H41ZM44 81H45V80H44ZM63 81H64V80H63ZM63 81H61V83H62ZM67 81H69V79H68ZM75 81H76V80H74V82H75ZM107 81H108V80H107ZM119 81H120V80H119ZM121 81H122V80H121ZM36 82H37V81H35L34 84H35ZM42 82H43V81H42ZM46 82H47V81H46ZM53 82H55V81L53 80ZM53 82H51V83H53ZM64 82H65V81H64ZM74 82H73V84H71L72 82L70 83V81H69V83H70L72 86L78 83V82L76 81L75 84H74ZM81 82H82V81H81ZM113 82H114V81H113ZM113 82H111V83H109V84L112 85ZM55 83H56V82H55ZM58 83H59V82H58ZM65 83L68 84V82H65ZM79 83H80V82H79ZM79 83H78V84H79ZM83 83H84V86L87 88V84H88V83L86 84L84 81H83ZM103 83H105V81H103ZM192 83H193V82H192ZM4 84H5V83H4ZM46 84H48V83H46ZM70 84H69V87H70ZM80 84H81V83H80ZM92 84H93V83H92ZM107 84H108V83H106L105 85H107ZM109 84H108V85H109ZM119 84H120V83H119ZM37 85H38V84H37ZM41 85H42V84H41ZM58 85H59V84H58ZM90 85H91V84H90ZM90 85H89V86H90ZM111 85H110V86H111ZM124 85L127 86V84H124ZM9 86H10V81H9ZM18 86H19V85H18ZM27 86H28V85H27ZM30 86H31V85H30ZM38 86H39V85H38ZM50 86H51V85H50ZM65 86H66V85H64V88H68V87H65ZM72 86H71V87H72ZM75 86H76V85H75ZM0 87H1V85H0ZM35 87H36V86H35ZM35 87H34V88H35ZM40 87H41V86H40ZM60 87H61V85H60ZM82 87H83V86H82ZM111 87L113 88V86H111ZM119 87L121 88V86H119ZM122 87H123V86H122ZM127 87H128V86H127ZM58 88H59V87H58ZM86 88H85V89H86ZM96 88H98V87H96ZM96 88H95V89H96ZM103 88H104V87H103ZM106 88H107V86H106ZM112 88H111V89H112ZM1 89H2V88H1ZM13 89H14V88H13ZM59 89H60V88H59ZM77 89H78V88H77ZM77 89H76V90H77ZM82 89H83V88H82ZM82 89H80L79 91H83V90H84V89H83V90H82ZM100 89H101V88H99V91H100ZM107 89H108V88H107ZM114 89H115V88H114ZM122 89H124V88H122ZM122 89H121V90H122ZM28 90H29V89H28ZM36 90H37V88H36ZM66 90H67V89H66ZM97 90H98V89H97ZM103 90H106V89H103ZM108 90H109V89H108ZM108 90H107V91H108ZM115 90H116V89H115ZM118 90H120V89H118ZM0 91H1V90H0ZM8 91H9V90H8ZM13 91H14V90H13ZM38 91H39V90H38ZM38 91H37V92H38ZM58 91H59V90H58ZM74 91H75V90H74ZM79 91H77V92L79 93ZM99 91H97V92H99ZM111 91H112V90H111ZM123 91H124V90H123ZM126 91H127V90H126ZM1 92H3V91H1ZM40 92H41V91H40ZM95 92H96V90H95ZM97 92H96V93H97ZM101 92H102V89H101ZM127 92H128V91H127ZM42 93H43V92H42ZM72 93H73V90H72ZM80 93H81V92H80ZM83 93H84V92H83ZM83 93H81V94H82L81 97L78 96L77 93H75V94H76L78 97H80V98H82V97L84 98ZM96 93H90V94H91V95L93 94L92 96H94ZM99 93H100V92H99ZM108 93L111 94L112 92L109 91ZM108 93H107V94L104 93V94L107 96ZM119 93H120V92H119ZM119 93H118V94H119ZM14 94H15V93H14ZM17 94H18V93H17ZM19 94H20V93H19ZM43 94H44V93H43ZM75 94H74V95H75ZM101 94H102V93H100L99 95L101 96ZM125 94H126V93H125ZM125 94H124V95H125ZM6 95H7V94H6ZM35 95H36V94H35ZM40 95H41V93H40ZM76 95H75V97H76ZM85 95H89V93H88V94L85 93ZM99 95H98L99 98L103 97V95H102L101 97H100ZM105 95H104V97H105ZM114 95H115V93H114ZM9 96H10V95H9ZM15 96H16V95H15ZM92 96H89V97H92ZM95 96H96V95H95ZM109 96H110V95H108V97H109ZM111 96H112V95H111ZM128 96H129V95H128ZM41 97H42V96H41ZM89 97H88V98H89ZM18 98H19V97H18ZM36 98H37V97H36ZM39 98H40V97H39ZM39 98H38V99H39ZM42 98H43V97H42ZM99 98H98V99H99ZM34 99H35V97H34ZM91 99H94V98L92 97ZM91 99L89 98V99L87 100V103H88L89 100L92 101ZM104 99H106V97H105ZM96 100H97V97H96ZM99 100H100V99H99ZM99 100H97V105H98V101H99ZM101 100H103V99H101ZM101 100H100V101H101ZM111 100H113V99H111ZM111 100H110V101H111ZM41 101H43V100L41 99L40 102H41ZM90 101H89V102H90ZM103 101L105 102V100H103ZM103 101H102V102H103ZM106 101H108V98L106 99ZM114 101H115V100H114ZM117 101H118V100H117ZM36 102H37V101H36ZM38 102H39V100H38ZM72 102H73V101H72ZM80 102H82V100H80ZM94 102L96 103L95 100H94ZM69 103H70V102H69ZM85 103H86V102H85ZM85 103H84V104H85ZM110 103H111V102H110ZM41 104H42V103H41ZM53 104H54V103H53ZM80 104H81V103H80ZM82 104H83V103H82ZM89 104H90V103H89ZM91 104H92V102H91ZM91 104H90V106H91ZM104 104H107V102L104 103ZM104 104L102 105V104L100 103V104L98 105V108H99V109H97V106H95V104H93V105L96 107V109H97L98 111H100V108H103V109L105 108V107H104ZM6 105H7V104H6ZM34 105H36V104H34ZM85 105H87V104H85ZM101 105H102V107H101ZM112 105H113V104H112ZM0 106H1V105H0ZM23 106H24V105H23ZM32 106H33V105H32ZM68 106H69V105H68ZM99 106H100V107H99ZM36 107H37V106H36ZM71 107H72V106H71ZM85 107H86V106H85ZM85 107H84V108H85ZM87 107H89V106H87ZM91 107H92V106H91ZM91 107H90V109H91ZM107 107H108V105H107ZM73 108H74V109H73V111H74L76 107H73ZM82 108H83V107H82ZM93 108H94V107H93ZM108 108H109V107H108ZM117 108H118V107H117ZM22 109H23V108H22ZM31 109H32V107H31ZM31 109H30V110H31ZM40 109L43 110L42 107H41ZM69 109H70V107H69ZM71 109H72V108H71ZM71 109L69 110L70 113H71ZM88 109H89V108H88ZM90 109H89V111H90ZM94 109H95V108H94ZM94 109H91V111L93 110V112H95L94 114H96V113H97V110L95 111ZM105 109H106V108H105ZM105 109H104V116H105V114H106V113H105ZM36 110H37V109H36ZM41 110H39V113L41 112ZM51 110H52V109H51ZM51 110H50V111H51ZM85 110H86V109H85ZM107 110H108V109H107ZM107 110H106V111H107ZM117 110H118V109H117ZM31 111H32V110H31ZM46 111H47V110H46ZM50 111H49V113L52 114V112H50ZM52 111H54V110H52ZM29 112H30V111H29ZM86 112H88V111H86ZM93 112H92V113H93ZM36 113H37V112H36ZM43 113H44V111H43ZM49 113H48L46 116L50 117L51 115L49 116ZM74 113H75V111H74ZM89 113H90V112H89ZM100 113L102 114V110H101ZM107 113H108V112H107ZM6 114H7V113H6ZM41 114H42V113H41ZM62 114H63V113H62ZM71 114H72V113H71ZM87 114H88V113H87ZM90 114H91V113H90ZM90 114H89V119H90V118L92 119V117L94 118L93 124L95 123V118H96L97 116L101 115V114L97 113V114H98L97 116L95 115V117H94V116H91V117H90ZM33 115H34V114H33ZM36 115H37V114H36ZM69 115H70V114H69ZM75 115H76V113H75ZM92 115H93V114H92ZM0 116H1V115H0ZM17 116H18V115H17ZM85 116H86V114H85ZM102 116H103V115H101V116H99V117L102 118ZM37 117H38V116H37ZM52 117H53V116H52ZM69 117H70V116H69ZM99 117H97L96 120H97ZM0 118H1V117H0ZM7 118H8V117H7ZM9 118H10V117H9ZM39 118H40V117H39ZM87 118H88V117H86V119H87ZM106 118H107V117H106ZM128 118H129V117H128ZM5 119H6V118H5ZM31 119H32V118H31ZM51 119H52V118H51ZM70 119H71V118H70ZM70 119H67V120H70ZM82 119H83V118H82ZM86 119H83V120L86 121ZM91 119H90V120H91ZM6 120H7V119H6ZM65 120H66V119H65ZM67 120H66V125L68 124V123H67ZM71 120H73V119H71ZM74 120H76V119H74ZM83 120H82V121H83ZM87 120H88V119H87ZM90 120H88V121H89V124H90V126H91V125H92V124H91V121H92L93 119H92L91 121H90ZM114 120H115V119H114ZM118 120H119V119H118ZM2 121H3V120H2ZM30 121H31V120H30ZM47 121H49V119H48ZM61 121H62V120H61ZM77 121H78V118H77ZM88 121H87V122H88ZM98 121H99V120H98ZM126 121H127V120H126ZM13 122H14V121H13ZM32 122H33V121H32ZM32 122H30V123H32ZM37 122H38V121H37ZM37 122H36V124H37ZM42 122H43V121H42ZM57 122H58V120H57ZM64 122H65V121H64ZM71 122H73V121H71ZM83 122H84V121H83ZM107 122H108V121H107ZM124 122H125V121H124ZM28 123H29V122H28ZM39 123H40V120H39ZM43 123H44V122H43ZM45 123H46V122H45ZM58 123H59V122H58ZM62 123H63V122H62ZM125 123H126V122H125ZM128 123H130V122L128 121ZM64 124H65V123H64ZM89 124H87L88 127H89ZM95 124L98 125V123H95ZM31 125H33V124H30V126H31ZM66 125H65V126H66ZM68 125H69V124H68ZM97 125H96V126H95V125H92V126L97 127ZM125 125H126V124H125ZM12 126H13V125H12ZM18 126H19V125H18ZM41 126H42V125H41ZM50 126H51V125H50ZM50 126H49V127H50ZM53 126H54V125H53ZM71 126H72V125H71ZM85 126H86V125H85ZM98 126H99V125H98ZM107 126H108V125H107ZM127 126H128V125H127ZM28 127H29V126H28ZM57 127H58V125H57ZM66 127H68V126H66ZM88 127L86 128L87 130L89 129ZM94 127H92V128H94ZM116 127H117V126H116ZM129 127H130V126H129ZM16 128H17V127H16ZM42 128H43V127H42ZM45 128H46V127H45ZM53 128H54V127H53ZM84 128H85V127H84ZM101 128H102V127H101ZM125 128H126V127H125ZM127 128H128V127H127ZM4 129H5V127H4L2 130H4ZM29 129H30V128H29ZM39 129H40V128H39ZM67 129H68V128H67ZM69 129H70V128H69ZM69 129H68V130H69ZM72 129H74V128H72ZM78 129H79V128H78ZM86 129H84V131H85ZM96 129H98V127H97ZM96 129H95V133L93 134V136H95V134H100V135H101L102 131H101V133H99V132L96 133ZM111 129H112V128H111ZM111 129H110V130H111ZM116 129H117V128H116ZM2 130H1V131H2ZM30 130H31V129H30ZM33 130H34V128H33ZM33 130H32V131H33ZM64 130H65V129H64ZM64 130H63V131H64ZM90 130H91V129H90ZM90 130H88V131L90 132ZM98 130H100V129H98ZM121 130H122V129H121ZM123 130L126 131L127 129H123ZM1 131H0V132H1ZM12 131H13V130H12ZM40 131H41V130H40ZM48 131H49V130H48ZM72 131H74V130H72ZM76 131H78V133H79L81 130H80V131H79V130H76ZM84 131L82 132V136H83ZM88 131H87V132H88ZM112 131H114V130H112ZM129 131H130V130H129ZM9 132H11V131H9ZM52 132H54L53 129H52ZM57 132H58V131H57ZM74 132H75V131H74ZM74 132H73V133H74ZM93 132H94V130H93ZM104 132L106 133V131H104ZM108 132H109V131H108ZM126 132H127V131H126ZM17 133H18V132H17ZM17 133H16V134H17ZM28 133H29V132H28ZM40 133H41V132H40ZM44 133H45V132H44ZM47 133H48V132H47ZM61 133H62V132H61ZM64 133H65L64 135H66V132H64ZM70 133H71V132H70ZM78 133H75V134L79 135ZM91 133H92V132H91ZM91 133H90V134H91ZM9 134H10V133H9ZM13 134H14V133H13ZM32 134H33V133H32ZM48 134H50V133H48ZM52 134H53V133H52ZM52 134H51V135H52ZM62 134H63V133H62ZM87 134H88V133H87ZM90 134H88V135L90 136ZM103 134H104V133H103ZM108 134H109V133H108ZM108 134H107V135H108ZM117 134H118V133H117ZM124 134H125V133H124ZM133 134H134V133H133ZM17 135H18V134H17ZM27 135H28V134H27ZM45 135H46V134H45ZM64 135H63V136H64ZM100 135H98V136H100ZM111 135H112V134H111ZM6 136H7V135H6ZM63 136L60 137V136L58 135L57 138H59V137H60V138H63ZM66 136H67V135H66ZM66 136H65V137H66ZM82 136H81V138H83ZM84 136H85V135H84ZM93 136H92V138H90V137H88V138H90V140H91V139H95L96 136H95L94 138H93ZM52 137H53V136H52ZM52 137H51V138H52ZM55 137H56V135H55ZM67 137H68V136H67ZM67 137H66V138H67ZM72 137H73V136H72ZM76 137H78V136H76ZM100 137H101V136H100ZM112 137H113V136H112ZM116 137H117V136H116ZM15 138H16V137H15ZM41 138H43V137H41ZM68 138H69V137H68ZM74 138H75V137H74ZM74 138H72V139H70V140L73 141ZM84 138H85V137H84ZM104 138H105V137H104ZM106 138H107V136H106ZM1 139H2V138H1ZM45 139H46V138H45ZM78 139L81 140L80 137H79ZM78 139L76 138L77 141H78ZM97 139H98V138H97ZM122 139H123V138H122ZM27 140H29V139H27ZM32 140H33V139H32ZM32 140H30V141L33 143ZM60 140H62V142H63V139H60ZM68 140H69V139H68ZM76 140H75V141H76ZM83 140H84V139H83ZM108 140H109V139H108ZM120 140H121V139H120ZM126 140H127V139H126ZM126 140H123V141L126 142ZM41 141H42V140H41ZM41 141H40V143H41ZM45 141H48V140H45ZM50 141H52V140H50ZM66 141H67V140H66ZM93 141H94V140H93ZM96 141H97V140H96ZM98 141H99V140H98ZM98 141H97V142H98ZM116 141H117V140H116ZM123 141H122V144H124ZM17 142H18V141H17ZM35 142H36V141H35ZM35 142H34V143H35ZM54 142H55V141H54ZM54 142H52V143H54ZM59 142H60V141H59ZM62 142H61V144L59 143V144H56V145H55V143H54V147H55V146H58V147L60 146V147H62V146H61V145H63ZM67 142H68V141H67ZM97 142H96V143H97ZM99 142H100V141H99ZM103 142H104V141H103ZM117 142H119V141H117ZM136 142H137V141H136ZM9 143H10V142H9ZM27 143H28V142H27ZM47 143H48V142H47ZM50 143H51V142H50ZM75 143H76V142H75ZM75 143H72V142L68 143L67 148H69V145H71V144H72V145H71L70 147L72 148V147L75 145ZM80 143H81V141L79 142V144H80ZM84 143H86V140H85V142H83L82 146L85 145ZM88 143H89V141H88ZM110 143H113V142L110 141L109 144H110ZM114 143H115V142H114ZM114 143H113V144H114ZM131 143H132V142H131ZM148 143H149V142H148ZM151 143H152V142H151ZM167 143H168V142H167ZM180 143H182V142H180ZM180 143L177 144V145H176V144L174 145V144L172 143V144H173V145L171 144L172 146H167V147H164V146H163V147H155V148H154V147H144V146H147V145L140 146L139 148H138V146H137V148H136V147H135V146H136V143H135V144L133 143V145H134L133 147H134L136 150H135V151H134V150L131 151L133 148H132V149H128L129 151L132 152V154H134V152H135V156H134V158L132 159V161L134 160L133 163H134V170H135V173H136V174H135V178H136V180H135V183H136V184H135V185H136V187L134 186V183H133V182H132V184H133L134 187H132V185H130L131 188H135V189H136V190L134 189V192L136 191L135 195L133 196L134 201H135V198H137L136 195L138 194V192H139V193L141 192L140 194L142 195V196H141V195L139 194L140 197H138V198H141V197L143 198L145 195H146V196L151 195V194H148V192H149V191H148V190H149V187H148L147 184H149V183H151L150 185L153 186V187H155L154 185L157 184L158 186H157V185H156V186H157L158 188L156 189V187H155V189H156V191H158L159 188H160V189H162V188H165V189H166V188H167L168 186H170V185H172L171 187H173V184H175V183H173V182H177V180L175 181V179H176V178H178V179L180 178L179 181H180V183H182V184H179V182H177V183H178L180 186L182 185V186L185 187V188H183V190H182L183 193L179 192V190H178V192L181 193V195L184 194L185 189H189V188H190V189H192V188L194 189V188H196V185H197V183H199V181L197 182V180H195L194 177L197 176V175H200V174H201V172H200L201 170H202V173L204 172V171H203V168L201 169V167L204 166V165H203V162H204V161L201 162L200 158H198V155H197V154H198V151H197L196 146H195L194 144H191V143H190V144H189V143H187V144H186V143L180 144ZM2 144H4V143H2ZM43 144H44V143H43ZM65 144H66V143H65ZM65 144H64V146H65ZM73 144H74V145H73ZM79 144H78V145H79ZM90 144H91V146H93L92 141H91V143H89V147H90ZM94 144H95V142H94ZM99 144H100V143H99ZM102 144H104V143H101L100 145H102ZM106 144H107V143H106ZM113 144H112V147H113ZM117 144H118V143H117ZM117 144H114V145H117ZM120 144H121V141H120ZM122 144H121V145H122ZM7 145H8V144H7V142H6L5 148L8 147ZM25 145H26V142H25ZM51 145H52V144H51ZM76 145H77V144H76ZM95 145H96V144H95ZM95 145H94V146H95ZM100 145H99V147L102 148V152H105L106 155H107V157H109L108 155H109L110 153L108 154V152H109V150H110L111 148L108 149V146H107L108 144H107L106 146H107V151H108V152H106V151H105L106 149L103 151V147L100 146ZM104 145H105V144H104ZM125 145H126V143L124 144V146H125ZM129 145H130V144H129ZM131 145H132V144H131ZM137 145H139V144L137 143ZM141 145H142V143H141ZM160 145H161V144H159V146H160ZM163 145H164V144H163ZM0 146L2 147L1 144H0ZM26 146H27V145H26ZM41 146H44V145H42V143H41ZM45 146H47V145L45 144ZM79 146H80V145H79ZM87 146H88V145H87ZM94 146H93V147H94ZM97 146H98V144H97ZM97 146H96V147H97ZM110 146H111V145H110ZM118 146L121 147L120 145H118ZM148 146H149V145H148ZM151 146H152V145H151ZM247 146H248V145H247ZM29 147H31V146H29ZM35 147H36V146H35ZM51 147H52V146H51ZM51 147H50L49 150H51ZM58 147H56V149H58ZM74 147H76V146H74ZM115 147H116V146H114V148H115ZM119 147H118V148H119ZM197 147H198V146H197ZM245 147H246V146H245ZM17 148H19V146H18ZM27 148H28V147H27ZM42 148H43V147H42ZM42 148H41V149H42ZM67 148H66V149H67ZM80 148H81V147H80ZM80 148H79V149H80ZM82 148H83V147H82ZM100 148H99V150L101 151ZM118 148H115V149H118ZM121 148H123V146H122ZM165 148H166V149H165ZM246 148H247V147H246ZM252 148H253V147H252ZM252 148H250V149H252ZM31 149H32V148H31ZM38 149H39V147H38ZM38 149H37V151H38V153H39V150H41V149H39V150H38ZM52 149H54V148L52 147ZM59 149H60V148H59ZM62 149H64V147H63ZM62 149H60V151H63ZM74 149H75V148H74ZM79 149H78V150H79ZM90 149L93 150V152H94L96 148L93 149L92 147H90ZM97 149H98V148H97ZM253 149H254V148H253ZM253 149H252V150H253ZM11 150H12V148H11ZM42 150H43V149H42ZM42 150H41V151H42ZM47 150H48V149H47ZM49 150H48V151H49ZM69 150H70V149H69ZM118 150H120V149H118ZM245 150H246V149H245ZM9 151H10V150H8V152H9ZM16 151H19V150H16V148H15V153H16ZM22 151H23V149H22ZM41 151H40V152H41ZM51 151H52V150H51ZM51 151H50V152H51ZM58 151H59V150L56 151V150L54 149V152H58ZM67 151H68V149L66 150V152H67ZM74 151H75V150H74ZM85 151H86V149H85ZM87 151H89L88 148H87ZM110 151H111V150H110ZM114 151L116 152L117 150H114ZM129 151H128V153H129ZM12 152H14V151H12ZM12 152H11V154H12ZM29 152H30V151H29ZM46 152H47V151H46ZM68 152H69V151H68ZM68 152H67V153H68ZM76 152H77V150H76ZM80 152H81V151H80ZM95 152H97V150H96ZM112 152H113V149H112ZM115 152H113V153H115ZM131 152H130V153H131ZM15 153H14V154H15ZM63 153H64V152H63ZM63 153H61V154H63ZM67 153H65V155H67ZM86 153H87V152H86ZM91 153H92V152H91ZM99 153H100V152H99ZM99 153H98V152L95 153L96 155H94V157H95V156H96V157H99V158H100L101 156L103 157V155H101V156H97V154L99 155ZM126 153H127V152H126ZM128 153H127V154H128ZM130 153H129V154H130ZM4 154H6V153H4ZM23 154H24V152H23ZM28 154H29V155H28V156H29L28 158L30 159V156H31L32 154H31V152L28 153ZM39 154H40V153H39ZM39 154H37V155H39ZM41 154H42V153H41ZM43 154H44V153H43ZM50 154H51V153H50ZM50 154H49V155H50ZM53 154H54V153H52V156H53ZM69 154H70V153H68V155H69ZM71 154H72V153H71ZM75 154H76V153H75ZM75 154H74V155H75ZM77 154H78V153H77ZM80 154H81V153H80ZM83 154H84V153L82 152V156H83ZM88 154H89V153H88ZM92 154H94V153H92ZM92 154H90V155H92ZM100 154H101V153H100ZM103 154H104V153H103ZM127 154H125V155L122 156V160L125 158V156H126V157L129 156V155H127ZM132 154H130V155H132ZM12 155H13V154H12ZM15 155H16V154H15ZM15 155H14V156H15ZM33 155H34V157H35L36 154H33ZM49 155H48V157H49ZM72 155H73V154H72ZM72 155H71V156H72ZM106 155H105V156H106ZM112 155H113V154L111 153L110 156H112ZM41 156H44V155H41ZM87 156H88V155H87ZM92 156H93V155H92ZM196 156H197V157H196ZM24 157H26V154H25ZM31 157H32V156H31ZM46 157H47V156H46ZM46 157H45V158H46ZM65 157H66V156H65ZM78 157H79V156H76V157H73V158H76L77 161H79V162H80V161L83 162V160H78V159H79ZM96 157H95V158H96ZM102 157H101L100 159H102V160H106V159H103V158H106V157H103V158H102ZM112 157H113V156H112ZM112 157H111V158L109 157V158H110L109 162L106 161V163H107V162L110 163V164H108L109 167H110L111 165L114 166V163H112L111 160L115 159V156H114L113 158H112ZM130 157H132V156H130ZM130 157H129V158H130ZM243 157H244V160L242 161L241 159H243V158H241V159H240L241 162L239 161L240 164H241V163H245V167H246V164H247L248 166H247L246 168H244V171H243V172H242V169L240 168V169H241L240 171H241L242 173H240L239 168H238L239 173H237V174H232V171H233V170L235 171V169H234V167H233V170H230V169L232 168V166H231L230 164H229V165L231 166V168L228 170V172L230 171L231 173H228V172L225 173V172H224V173H223L224 175H223V174H220V173H222L221 171L218 172V174L223 175L225 178H222L223 176H220V175H218L217 173H215V172H213V171L210 172V173H212V175L215 173V174L217 175V177L220 176V177H218V179L216 178L217 180L213 178L214 181L216 180L215 182H218L217 184L214 183V181H213V183H211L210 181H211L212 179H209V180H210V181H209L210 184H215V185H211V186H213V188L211 189L212 192H211V190H208V192L210 191V192L212 193V196L210 195L211 198H212L211 200H213L212 203L210 202L211 205L213 204V202H215V200L217 201L216 207L218 206V208H219V207L222 208V207H224V206H228V207H229V205L233 206V205L242 204V203H245V202H251V203H252V201H253L252 198H253L254 196H256V195L259 194V193L257 192V189H259L260 187H262V189L264 190V141H263V143H260L259 145H257V146L255 147V149H254V154H253V151H249V150H248L247 152L245 151V153L243 154ZM4 158H5L4 161H6V160H7V159H6V158H7L6 155H5ZM10 158H11V159H10V161H11L12 158H13V156L10 157ZM17 158L19 159V157H17ZM81 158H82V157H81ZM81 158H80V159H81ZM83 158H84V159H85V158L90 159L89 156H88V157H83ZM99 158H98V159H99ZM127 158H128V157H127ZM127 158H126V159H127ZM129 158H128V160H129V165H130V164H132V163H131V160H130ZM227 158H229V157H227ZM255 158H258V159L261 161V165L258 166V165H256V164H254V165L252 164V163H254L253 161H255V160H254ZM0 159H1V158H0ZM18 159H17V161H19ZM41 159H43V158H40V160H41ZM70 159H71V158H70ZM87 159H85V160H87ZM93 159H94V158H93ZM117 159H119L118 162H116ZM126 159H124L125 162H124V161L122 162V161L120 160V157L117 158V156H116V159H115L114 162H115V164H116V163H119V161H121V162H120V165H121L122 163H126V162H127ZM198 159H199L200 161H199ZM205 159H206V158H205ZM2 160H3V159H2ZM14 160H16V159L14 158ZM25 160H26V159H25ZM32 160H33V159H32ZM36 160H39V158L36 159ZM36 160H35V161H36ZM94 160H95V159H94ZM102 160H100L99 163H101ZM229 160H230V159H229ZM229 160H228V161L226 160L227 164H228ZM0 161H1V160H0ZM4 161H3V162H4ZM48 161H50V159H48ZM87 161H88V160H87ZM87 161H86V162H87ZM98 161H99V160H98ZM110 161H111V162H110ZM237 161H238V158H237ZM237 161H236V162H237ZM8 162H9V159H8ZM8 162H7V164H8ZM11 162H12V161H11ZM22 162H24V161H22ZM36 162H37V161H36ZM38 162H39V161H38ZM41 162H42V161H41ZM46 162H47V161H46ZM72 162H74V161H72V159H71V163H72ZM82 162H80V163H82ZM86 162H85V165H86ZM88 162H90V160H89ZM95 162H96V164H97V161H95ZM95 162H94V163H95ZM102 162H103V161H102ZM104 162H105V161H104ZM104 162H103L102 164H104ZM233 162H234V161H233ZM233 162H230V163H231V164H234ZM236 162H235V164H236ZM239 162H238V163H239ZM1 163H2V162H1ZM1 163H0V164H1ZM12 163H13V162H12ZM14 163H15V161H14ZM33 163H34V162H33ZM50 163H51V161L49 162V164H50ZM90 163H92V161H91ZM94 163H93V165H91V164L89 165V163H87L88 166H90V169H89V170H92V171H93ZM106 163H105V164H106ZM111 163H112V164H111ZM238 163H237V164H238ZM34 164H36V163H34ZM44 164H46V163L44 162ZM83 164H84V162H83ZM105 164H104V165H105ZM204 164H205V163H204ZM210 164H211V163H210ZM221 164H223V163H221ZM225 164H226V163H225ZM237 164H236V166H237ZM240 164H238L239 167H240ZM5 165H6V164H5V162H4V166H5ZM8 165H9V164H8ZM12 165H13V164H12ZM32 165H33V164H32ZM42 165H43V162H42ZM76 165H79V163L76 162ZM99 165H100V164H99ZM99 165L97 164V165L95 166L94 169L97 168L96 170H98ZM104 165H102V167H99V168H100V169H101V168H104V169L106 170L107 167L105 168ZM120 165H119L118 167L121 168ZM129 165H128V166H129ZM208 165H209V164H207V166H208ZM9 166H10V165H9ZM9 166L6 167L7 169H6V168H5V169H6V170H9V169L11 168L14 172H15V171L17 172V170H14V169H13V168H15V167H11V166L9 167ZM15 166L18 167V166H20V165H17V163H16ZM21 166H22V163H21ZM66 166H67V165H66ZM103 166H104V167H103ZM106 166H107V165H106ZM124 166H125V164H124ZM126 166H127V165H126ZM128 166L125 167V168L122 167V168H121V171H122V169L129 168ZM166 166L169 167L170 170L167 171V169H166V171H165L164 168H165ZM205 166H206V165H205ZM230 166H229V167H230ZM233 166H234V165H233ZM1 167H2V166H0V169H2V171H3V168H1ZM39 167H41V166H39ZM47 167H48V166H46V168H47ZM72 167H73V166H72ZM77 167H78V166H77ZM80 167H81V165H80ZM85 167H87V166H85ZM85 167H84V168H85ZM91 167H92V169H91ZM211 167H213V166L211 165ZM242 167H243V166H242ZM8 168H9V169H8ZM19 168H20V167H19ZM25 168H26V170H27V167H26V166H25ZM29 168H30V167H29ZM69 168H70V167H69ZM73 168L76 169L75 167H73ZM82 168H83V167H82ZM110 168L113 169L112 166H111ZM110 168L107 169V174H108V175L110 174V175L113 177V176H114V175L112 174L113 171H112V173L109 172V171H110V170H109ZM115 168H117V165L115 166ZM207 168H209V166H208ZM227 168H228V166L226 165V169H227ZM11 169H10L8 172H7V171H5V172L9 174V172L11 171ZM43 169H45V168L42 166L41 170H43ZM47 169H49V167H48ZM77 169L80 170L79 167H78ZM77 169H76V170H77ZM85 169H86V168H85ZM104 169H103V171H102L103 174H104V171H105ZM112 169H111V170H112ZM211 169H212V168H211ZM222 169H223V170L225 169L224 164H223V166H222ZM222 169H221V170H222ZM226 169H225V170H226ZM18 170H19V169H18ZM28 170H29V169H28ZM41 170H40V171H41ZM71 170H72V169H71ZM76 170H75V172H76ZM89 170H88V172H89ZM96 170L93 171L94 173H93L92 171H90L89 173L92 174V176H95V172H96ZM108 170H109V171H108ZM114 170H115V169H114ZM118 170L120 171L119 168H118ZM118 170H117V171H118ZM126 170H128V169H126ZM204 170H205V172H204V173L202 174V176L200 177V178H202V180H203V175H205L207 169L204 168ZM209 170H210V169H209ZM223 170H222V171H223ZM236 170H237V168H236ZM13 171L11 172L12 174L10 173V174H11V177H13ZM46 171H47V170H46ZM84 171H86V173H84V175L86 176V174H88V172H87V170H84ZM84 171H83V172H84ZM98 171H99V170H98ZM117 171H116V173H117ZM119 171H118V172H119ZM123 171H124V170H123ZM123 171H122V172H123ZM210 171H211V170H210ZM238 171H237V172H238ZM3 172H4V171H3ZM5 172H4V173H5ZM23 172H24V171H23ZM26 172H27V171H26ZM61 172H62V171H61ZM69 172H70V171H69ZM71 172H72V171H71ZM73 172H74V171H73ZM108 172H109V173H108ZM4 173H3V174H4ZM6 173H5V174H6ZM20 173H21V172H20ZM66 173H68V172H66ZM77 173H78V172H77ZM97 173L100 174V172H97ZM123 173H124V172H123ZM123 173H120V172H119V174H118V173H117V174L120 175V174H123ZM125 173L127 174V172H125ZM125 173H124V174H125ZM199 173H200V174H199ZM210 173L208 172L206 175H208V174L210 175ZM234 173H236V171H235ZM0 174H1V172H0ZM17 174H19V173L17 172V173L14 174V175L16 176ZM45 174H46V172H45ZM70 174H71V173H70ZM93 174H94V175H93ZM105 174H106V172H105ZM105 174H104V175H105ZM107 174H106V175H107ZM114 174H115V173H114ZM215 174L213 175V177L215 176ZM19 175L22 176L23 174H19ZM19 175H18V176H19ZM41 175H42V174H41ZM41 175H40V176L38 175V176H39V177H37L38 180H39V178L41 177ZM43 175H44V174H43ZM64 175H65V174H64ZM71 175L73 176V174H71ZM84 175H83V176H84ZM101 175H102V173H101ZM101 175H100V178H102ZM104 175H103V177H105V180H106V177H108V176H106V175L104 176ZM110 175H109V176H110ZM118 175H117V177L115 176V177H116V180H117V178H119V177L121 176V175H120V176L118 177ZM206 175H205V176H206ZM212 175H211V176H212ZM1 176H2V175H1ZM1 176H0V177H1ZM9 176H10V175H9ZM21 176H19V177H21ZM75 176H77V175L75 174ZM88 176H89V175H88ZM88 176H87V178H85V177H83V178L88 179ZM90 176H91V175H90ZM98 176H99V175H98ZM98 176H97V177H98ZM124 176H125V175H124ZM211 176H209V177L211 178ZM259 176H260V177H259ZM5 177H6V175H5ZM5 177H4L3 180H6V181H7V179H8L7 177H8V175H7L6 179H5ZM63 177H64V176H63ZM70 177H71V176H70ZM78 177H79V176H78ZM97 177H96V180H97ZM121 177H122V176H121ZM121 177H120V178H121ZM215 177H216V176H215ZM22 178H23V177H22ZM66 178H67V177H66ZM72 178H73V177H72ZM75 178H76V182H77V184H78V187H79L80 189H84V188H82L81 185H80L81 187L79 186V183H80L79 181H80V180H79L77 177H75ZM79 178H81V176H80ZM90 178H91V177H90ZM90 178H89V179H90ZM92 178H93V177H92ZM109 178H110V177H109ZM135 178H134V179H135ZM170 178H172V180H171V181H172V184L170 183V184L168 185L167 183H169ZM174 178H175V179H174ZM200 178H198V179H200ZM220 178H221V179H220ZM257 178H260L261 180L263 179V180H262L263 183H259V182H258L259 179H257ZM19 179H21V178H19ZM85 179H84V180H85ZM89 179H88V180H89ZM93 179H94V178H93ZM93 179H90V183H91V180H92V184H93V181L95 182V184H96V182L99 183L100 181L104 184V181H105L104 178H103V180L100 179V181H98V180L96 181L95 179H94V180H93ZM121 179H122V178H121ZM173 179H174V181H173ZM192 179H194V180H192ZM196 179H197V177H196ZM219 179H220V180H219ZM252 179H255V180H252ZM12 180H13V179H12ZM12 180H11V183H15L14 181L16 180V177H15V180H14L13 182H12ZM57 180L59 181L60 179H57ZM69 180H71V179L69 178ZM72 180H73V179H72ZM72 180H71V181H72ZM77 180H78V181H77ZM88 180H87V181H88ZM108 180H109V179H108ZM111 180H112V178H111ZM114 180H115V179L113 178L114 186H116L115 184H116L117 181H114ZM118 180H119V179H118ZM127 180H128V179H127ZM132 180H133V179H132ZM166 180H167V183H166ZM202 180H201V182H202ZM224 180H225V181H224ZM251 180L253 181L252 183H251ZM9 181H10V179H8V182H9ZM17 181H18V179H17ZM21 181H22V180H20V182H21ZM39 181H40V180H39ZM42 181H43V180H41L40 182H42ZM62 181H63V179H62ZM65 181H68V180H65ZM74 181H75V179H74ZM81 181H82V179H81ZM87 181H86L85 183H82L83 181L81 182V184L84 185L83 187L87 186V185H85V184L87 183ZM133 181H134V180H133ZM193 181H194V182H195V181L197 182V183L195 182L196 185H195V183H194ZM53 182H54V180H53ZM59 182H61V181H59ZM59 182H58V184H60ZM72 182H73V181H72ZM107 182H108V181L106 180V183H107ZM152 182H154V183H156V184L153 183L154 185H152ZM3 183H4V182H3ZM6 183H7V182H6ZM17 183H19V182H17ZM17 183H16V184H17ZM22 183H23V182H22ZM50 183H52V182H50ZM61 183H62V182H61ZM73 183H74V182H73ZM88 183H89V182H88ZM106 183H105V184H106ZM121 183H122V182H121ZM177 183H176V184H177ZM202 183H203V182H202ZM16 184H15V185H16ZM36 184H37V183H36ZM46 184H49V183H46ZM46 184H44V185H46ZM52 184H53V183H52ZM54 184H55V183H54ZM58 184H56V185H58ZM105 184L103 185V187L105 186ZM109 184H112V181H111V183L109 182ZM109 184H106V185H107L106 187H108ZM166 184H167L168 186H166ZM207 184H208V183H207ZM210 184H208V186H209ZM2 185H3V184H2ZM6 185H7V184H5L4 186H6ZM15 185L13 184L12 186H15ZM19 185H20V184H19ZM19 185H17V186H19ZM42 185H43V184H40V187H41ZM44 185H43V189H48V188H49V187H48L49 185L46 186V187H48V188H44V187H45ZM61 185H62V184H61ZM112 185H113V184H112ZM194 185H195V186H194ZM35 186L37 187L38 185H35ZM50 186H52V185H50ZM99 186H100V185H99ZM174 186H175V185H174ZM180 186H179V187H180ZM202 186H203V185H202ZM27 187H28V186H27ZM40 187H38V188L40 189ZM52 187H53V186H52ZM52 187H51V190L53 189ZM58 187H60V186H58ZM75 187H76V185H74V188H75ZM87 187H88V186H87ZM120 187H121V186H120ZM130 187H129V188H130ZM153 187H150V188H151V189H150V192H151V190L153 189ZM197 187H198V186H197ZM62 188H64V187H62ZM74 188H73V190H71V193H72V191L75 190ZM93 188H94V187H93ZM95 188H97V187H95ZM127 188H128V187H127ZM168 188H170V187H168ZM168 188H167L166 190H168ZM200 188H201V187H200ZM2 189H3V186H2ZM2 189H0V193H1V190H2ZM4 189H5L6 191H8L7 188H4ZM10 189H11V188H10ZM15 189H16V188H14V191H15ZM41 189H42V188H41ZM77 189H78V188H77ZM110 189H111V187H110ZM112 189H113V188H112ZM160 189H159V190H160ZM173 189H175V187H174ZM173 189H171V191H172ZM177 189H178V188H177V185H176V190H177ZM190 189H189V191H191ZM193 189H192V192H191V194L193 193V195H192L193 197H192V196H191V197H192V198H196V196L199 194V191H200L201 189L198 188V190H199V191H197L198 194H195V195H194V193L196 192V190H195V192H194ZM255 189H256V190H255ZM30 190L32 191L33 189H30ZM30 190H27V192L30 191ZM34 190H35V189H34ZM48 190H49V189H48ZM55 190H56V189H55ZM55 190H54V191H55ZM60 190H62V192H63V189H60ZM106 190H108V189H106ZM132 190H133V189H132ZM153 190H154V189H153ZM162 190H163V189H162ZM176 190H175V191H176ZM180 190H181V188H180ZM3 191H4V190H3ZM25 191H26V190H25ZM25 191H24V192H25ZM31 191H30V192H31ZM37 191H40V190H37ZM44 191H45V190H44ZM49 191H50V190H49ZM54 191L52 190L53 193H55ZM83 191H84V190H83ZM108 191H109V190H108ZM110 191L113 192L112 190H110ZM115 191H116V190H115ZM126 191H127V190H126ZM128 191L130 192L131 190H128ZM175 191H172L173 193L171 192V193L173 194V195H172V194H171V195L174 196V198H176L175 195H174V192H175ZM4 192H5V191H4ZM10 192H11V191H10ZM21 192H22V191H21ZM30 192H29V193H30ZM58 192H59V191H58ZM94 192H95V191H94ZM94 192H92V193L94 194ZM129 192H126V193H129ZM152 192H153V191H152ZM160 192H161V190H160ZM176 192H177V191H176ZM176 192H175V193H176ZM178 192L176 193V195H180ZM29 193H27V196H28V195H31L32 193H36V192L33 191V192H31L30 194H29ZM59 193H60V192H59ZM109 193H110V192H109ZM113 193H114V192H113ZM130 193H132V191H131ZM130 193H129V194H130ZM157 193H159V192H157ZM162 193H163V192H162ZM169 193H170V192H169ZM185 193H186V192H185ZM1 194H2V193H1ZM1 194H0V197H2ZM5 194H6V193H5ZM7 194H8V193H7ZM10 194H11V193H10ZM13 194L16 196V194H15L14 192H13ZM24 194H25V193H24ZM24 194H23V195H24ZM51 194H52V193H51ZM56 194H57V193H56ZM72 194H73V193H72ZM76 194H78V190H77V193H76ZM116 194H117V193H116ZM116 194H115V195H116ZM122 194H123V193H122ZM133 194H134V193H132V195H133ZM147 194H148V195H147ZM154 194H155V192H154ZM154 194H153V195H154ZM166 194H168V193H166ZM166 194H165L164 196H166ZM189 194H190V192H189ZM191 194H190V195H191ZM200 194H201V192H200ZM3 195H4V193H3ZM45 195L47 196V194H45ZM48 195H49V194H48ZM54 195H55V194H54ZM54 195H53V196H54ZM60 195H62V194H60ZM80 195H81V194H80ZM80 195H78V199H79V196H80ZM82 195H85L86 197L89 198V196H87V195L84 194V193H82ZM82 195H81V196H82ZM100 195H101V194H100ZM123 195H124V194H123ZM171 195H170V196H171ZM5 196H6V195H5ZM33 196H35V194H33ZM38 196H39V195H38ZM50 196H52V195H50ZM53 196H52V198H53ZM55 196H56V195H55ZM58 196H59V194H58ZM65 196H66V195H65ZM70 196L73 197V196H75V194H74V195H70ZM70 196L67 197V198H71ZM81 196H80V197H81ZM91 196H92V195H91ZM91 196H90V200H91V198H92ZM117 196H119V195L117 194ZM117 196H116V197H117ZM120 196H121V195H120ZM124 196H125V195H124ZM130 196H131V195H130ZM130 196H128V197H130ZM157 196H158V194H157ZM159 196H160V194H159ZM164 196H163V197H164ZM170 196H169L168 199H170V202H172V199L170 198ZM200 196L204 197L203 195H200ZM200 196H199V197H200ZM11 197H12V195H11ZM22 197H23V196H21V198H22ZM25 197H26V196H25ZM48 197H49V196H48ZM96 197H97V196H96ZM112 197H113V194H112ZM114 197H115V196H114ZM116 197H115V198H116ZM128 197H127V200H128ZM150 197L153 198V199H155L154 197H152V195H151ZM150 197L148 196L149 199H150ZM167 197H168V196H166V198H167ZM183 197H184V196H183ZM191 197H190V198H191ZM199 197H198V198H199ZM202 197H201V199L205 201V198L203 199ZM205 197H206V196H205ZM2 198H3V197H2ZM9 198H10V196H9ZM19 198H20V197H19ZM21 198H20V199H21ZM36 198H37V197H36ZM43 198H44V197H43ZM54 198H55V197H54ZM57 198H58V197H57ZM63 198H64V197H63ZM67 198H66V201H67ZM102 198H103V197H102ZM104 198H106V197H104ZM104 198H103V199H104ZM108 198H109L108 200H111V199H110L111 196L108 195ZM148 198L146 199V197H144V198L141 200L140 205H139V203H138V205L140 206V210H141V212H142L141 214L143 215V216H141V218H143L144 215H145V218H143L145 221H147L146 219H148V218H146V216H147L146 214H150V213H152L151 211L154 212V210H155V209H153V208L155 207L154 205H158V204H156L155 202H153V203H155V204L153 205V206H154V207H153V206H152V203L150 204V203L148 202ZM177 198L181 199L182 196H181V198H180V197H177ZM185 198H186V197H185ZM185 198H183V199H185ZM192 198H191V200L193 201ZM7 199H8V198H7ZM10 199H11V198H10ZM10 199H9V200H10ZM20 199L17 200L18 203H19V205H20V201H23V200H20ZM31 199H32V198H31ZM33 199H35V197H34ZM33 199H32V202H33ZM38 199H39V198H38ZM45 199H49V198L46 197ZM59 199H60V198H59ZM64 199H65V198H64ZM71 199H72V198H71ZM75 199H76V197H75ZM75 199H73V200H75ZM81 199H82V197H81ZM95 199H96V198H95ZM95 199L92 198V200H94V201H95ZM119 199H120V197H119ZM119 199H118V200H119ZM122 199L125 201L126 198L123 197ZM122 199H121V201H123ZM129 199L131 200V198H129ZM153 199H152V200H153ZM161 199H162V198H161ZM161 199H160V200H161ZM168 199H167V200H168ZM183 199H182V200H183ZM199 199H200V198H199ZM208 199H210V197H209ZM2 200H4V199H2ZM15 200H16V199H14V201H12V203L15 202ZM25 200H26V199H25ZM29 200H30V199H29ZM29 200H26V201H29ZM35 200H36V199H35ZM39 200H40V199H39ZM42 200H43V199H42ZM42 200H41V201H42ZM50 200H51V198L49 199V202H52V201H50ZM54 200H55V199H54ZM61 200H63V199H61ZM68 200H69V199H68ZM73 200H71V203H72ZM97 200H98V198H97ZM106 200H107V199H104V201H103V200H102V201L104 202V204H105V202H106V205H107V201H108V200H107V201H106ZM112 200H113V201H112V202H113V205H112V202L109 203V201H108V203H109V204H108L109 207L119 208V205H120V207H121L122 205H124V204H121V203H122L121 201H120V204L118 205L119 202H118L117 199H112ZM114 200H115V202H116V200H117V202H118V203L116 202V204L118 205L117 207H114ZM130 200H129V201H130ZM136 200H137V199H136ZM150 200H151V199H150ZM164 200H165V197H164ZM176 200H177V199H175V201H174V205L177 204V203H178V205H179V202H180V201L182 202V200H180L179 202L176 203ZM185 200H186V199H185ZM191 200H190V199H189V201L187 200L185 204H187V202H190V203H191V202H192ZM195 200H196V199H195ZM211 200H210V201H211ZM250 200H251V201H250ZM0 201H1V200H0ZM17 201H16V203H17ZM47 201H48V200H47ZM57 201H59V200H57ZM66 201H65V202H66ZM75 201H77V200H75ZM75 201H74V202H75ZM80 201H81V200L79 199V202H80ZM99 201H100V203H101V198H99V200L96 201V203L99 202ZM134 201H133V202H134ZM153 201H154V200H153ZM155 201L157 202V198L155 199ZM196 201H198V200H196ZM199 201H201V200H199ZM1 202H2V201H1ZM36 202H37V201H36ZM36 202H35V204H33V205L31 204V206L33 207V206L37 205ZM44 202H45V201H44ZM44 202H43V203H44ZM49 202H48V204L51 205L52 203H49ZM54 202H56V201H54ZM61 202H62V201H60V203H61ZM65 202H64V200H63V204H64ZM79 202H78V204H79ZM81 202H82V201H81ZM83 202H84V201H83ZM85 202H86V201H85ZM89 202H90V201H89ZM130 202H132V200H131ZM130 202H129V204H130ZM133 202H132V203H133ZM135 202H136V201H135ZM162 202H164V201H162ZM162 202L160 201V203H162ZM168 202H169V200H168ZM168 202H167V203H168ZM193 202H194V201H193ZM202 202H203V201L198 202V203H201V204H200V205H201L200 207H201V209L203 210V209H205V208L203 207V206H204V202H203V206H202ZM205 202H206V201H205ZM207 202H208V200H207ZM41 203H42V202H41ZM41 203H40V204H41ZM46 203H47V202H46ZM57 203H58V202H57ZM68 203L71 204L70 202L67 201V204H68ZM92 203H95V202H91V203H90L92 206H94ZM100 203H99V208H101V207L104 205V204H102V206L100 207ZM126 203H127V202H126ZM126 203H125V204H126ZM167 203H165V204L167 205ZM183 203H184V202H183ZM196 203H197V202H196ZM196 203H195V206H196ZM198 203H197V205H199ZM215 203H216V202H215ZM2 204H3V203H2ZM29 204H30V203H29ZM40 204H39V207H40ZM53 204H54V203H53ZM55 204H56V203H55ZM61 204H62V203H61ZM61 204H60V205H61ZM72 204H73V203H72ZM81 204H82V203H81ZM110 204H111V205H110ZM116 204H115V206H116ZM129 204H128V205H129ZM136 204H137V203H136ZM170 204H171V203H170ZM170 204H168V205H170ZM172 204H173V203H172ZM205 204H208V203H205ZM5 205H7V204L5 203ZM16 205H17V204H16ZM24 205H25V204H24ZM50 205H49V207H50ZM65 205H66V203H65ZM65 205H63V206H65ZM76 205H77V204H76ZM76 205H75V206H76ZM95 205H96V204H95ZM97 205H98V203H97ZM97 205H96V206H97ZM108 205H107V206H108ZM130 205H132V204H130ZM187 205H189V204H187ZM187 205H185V206L187 207ZM190 205H191V204H190ZM192 205H193V204H192ZM211 205H210V206H211ZM214 205H215V204H214ZM9 206H10V205H9ZM22 206H23V204H22ZM22 206H21V207H22ZM29 206H30V205H29ZM43 206L46 207V204H45V205L43 204ZM68 206H70V205H68ZM87 206H88V205L86 204V207H87ZM125 206H126V205H125ZM139 206H138V209H139ZM150 206L153 207V208L151 209ZM171 206H172V205H171ZM171 206H170V207H171ZM179 206H183V204H180ZM179 206H178V207L176 206V208L179 209V208H180ZM208 206H209V205H208ZM210 206H209V208H208L207 205H205L207 211H208V209L212 208V206H211V207H210ZM231 206H230V207H231ZM3 207H4V206H3ZM21 207H20V208H21ZM32 207H30L29 209L32 210V209H31ZM35 207H36V206H35ZM51 207H53V206H51ZM58 207H59V206H58ZM70 207H72V206H70ZM79 207H80V206H78V209H79ZM86 207L83 208V210H85L83 216L85 215V212L87 211ZM105 207H106V206H105ZM134 207H135V206H134ZM157 207L160 208L159 206H157ZM161 207H162V206H161ZM173 207H174V210H175V209H176L175 206H173ZM173 207L170 208L169 210L173 209ZM186 207H185V208H186ZM196 207H198V206H196ZM213 207H214V206H213ZM216 207H214V208H216ZM234 207H235V206H234ZM0 208L2 209V207H0ZM5 208H6V207H5ZM7 208H8V207H7ZM37 208H38V207H37ZM37 208H36V209H37ZM60 208H64V207L61 206ZM65 208H66V207H65ZM75 208H76V207H74V210H75ZM87 208H89V207H87ZM97 208H98V206H97ZM97 208H94V207H93V209H95V210H96ZM103 208H104V207H102V210H103ZM106 208L108 209V207H106ZM155 208H156V207H155ZM164 208H165V207H164ZM164 208H163V209H164ZM166 208H167V206H166ZM166 208H165V209H166ZM168 208H169V206H168ZM168 208H167V209H168ZM183 208H184V207H183ZM183 208H182V209H183ZM185 208H184V209H185ZM207 208H208V209H207ZM218 208H217V209H218ZM220 208H219V209H220ZM226 208H227V207H226ZM21 209H24V208L22 207ZM27 209H28V208H26L25 210H27ZM38 209H39V208H38ZM40 209H42V208H40ZM45 209H47V207H46ZM90 209H92V208H90ZM109 209H110V208H109ZM121 209H122L121 212H123V211L125 212V210H123V209H128V207H127V208H121ZM138 209H137V211L140 212V210H138ZM163 209H161V210H163ZM165 209H164V210H165ZM167 209H166V210H167ZM177 209H176V210H177ZM222 209H223V208H222ZM222 209L219 210V211L221 212ZM17 210H19V209H17ZM33 210H34V209H33ZM42 210H43V213H42V211H41V215L44 216V215H45L44 213H46L48 210H44V209H42ZM66 210H67V209H65V211H66ZM71 210H72V208H71ZM76 210H77V209H76ZM104 210H105V209H104ZM115 210L117 211V209H115ZM133 210H134V209H133ZM158 210H159V209H157L155 213H157ZM161 210H159V211H161ZM164 210H163V211H164ZM166 210H165V211H166ZM174 210H173V211H174ZM193 210H194V206H193ZM202 210H201V211H202ZM210 210H212V209H210ZM213 210H215V211H213V213L216 212V209H213ZM223 210H224V209H223ZM225 210H226V209H225ZM44 211H45V212H44ZM57 211L60 213L59 210H57ZM65 211H64V212H65ZM67 211H68V210H67ZM67 211H66L65 213H68V214H70L71 216H72L73 214L76 213V212L74 213V211H72L73 213H69V211H68V212H67ZM77 211H79V210H77ZM80 211H81V209H80ZM80 211H79V213H80ZM89 211H90V210H89ZM89 211H88V212H89ZM105 211H106V210H105ZM116 211H115V212H116ZM131 211H132V210H131ZM134 211H135V210H134ZM159 211H158V213H159ZM173 211H172V213H173ZM185 211H186V210H185ZM185 211H184V212H185ZM207 211H206V212H207ZM226 211H227V210H226ZM32 212L34 213V211H32ZM49 212H50V211H49ZM55 212H56V211H55ZM61 212H62V209H61ZM70 212H71V211H70ZM88 212H87L86 215H88V216H89L88 219H90V218H91L90 215H92V214H88ZM95 212H96V214H97V211H95ZM95 212H93V214H95ZM110 212H111V211H110ZM117 212H118V211H117ZM117 212H116V213H117ZM204 212H205V211H204ZM234 212H235V211H234ZM9 213H10V212H9ZM12 213H14V212H12ZM35 213H36V211H35ZM47 213H48V212H47ZM47 213H46V215H47ZM65 213H64V214H65ZM82 213H83V211L81 212V214H82ZM91 213H92V212H91ZM116 213H115V214H116ZM119 213H120V212H119ZM119 213H118V214H119ZM127 213H129V212L127 211ZM127 213H126V216H124L125 214L123 215V218H122V216L119 215L121 219L118 218L117 215H115V216H117L118 220H119V219L122 220V221H120V222H122L120 225H122V226L124 225V226H125V224L127 223L128 227H129V225H130L131 223L128 224V222H130V221L132 220V218H131V219L128 218V216H129V214H130L131 212L128 214V216H127ZM133 213H134V212H133ZM168 213L170 214L171 212H168ZM172 213H171V215H172ZM174 213H176V212H174ZM177 213H178V211H177ZM182 213H183V212H182ZM188 213H190V212H188ZM207 213H209V212H207ZM216 213H218V211H217ZM1 214H2V213H1ZM1 214H0V215H1ZM17 214H18V213H17ZM43 214H44V215H43ZM60 214H61V213H60ZM62 214H63V212H62ZM76 214H77V213H76ZM76 214H75V215H76ZM96 214H95V215H96ZM104 214H106V213L104 212ZM104 214H103V215H104ZM111 214H112V213H111ZM121 214H122V213H121ZM141 214H138V216H140ZM153 214H154V213H153ZM153 214H152V215H153ZM204 214H205V213H204ZM209 214H210V213H209ZM224 214L226 215V212H225ZM228 214H229V213H228ZM230 214H231V213H230ZM233 214H234V213H233ZM233 214H232V215H233ZM13 215H14V214H13ZM15 215H16V214H15ZM18 215H19V214H18ZM29 215H30V213H29ZM29 215H27V216H29ZM48 215H49V213H48ZM54 215H57V216H58V214H54ZM70 215H69V216H70ZM75 215H74V216H75ZM77 215H79V214H77ZM77 215H76L75 218H73L72 220H75V219L77 218ZM109 215H110V214H109ZM113 215H114V209H113ZM113 215H110L111 220L114 218ZM154 215H158V214H154ZM159 215H160V214H159ZM210 215H211V214H210ZM210 215H209V216H210ZM238 215H239V214H238ZM1 216H2V215H1ZM30 216H31V215H30ZM39 216H40V214H39ZM49 216H50V215H49ZM57 216H55L56 220H57L58 218H60V215L58 216V218H57ZM66 216H67V215H66ZM79 216H82V215H79ZM92 216H93V215H92ZM97 216H98V215H97ZM112 216H113V218H112ZM132 216H133V215H132ZM134 216H136L137 220H139V218H138V216H137L136 214H134ZM162 216H163V214H162ZM162 216H161V221H162ZM168 216H169V215H168ZM177 216H178V215H177ZM205 216H206V215H205ZM207 216H208V215H207ZM207 216H206V218H207ZM211 216H212V215H211ZM211 216H210V220H211ZM229 216H230V215H229ZM5 218H6V216H5ZM12 218H13V216H12ZM14 218H15V216H14ZM14 218H13V219H14ZM23 218H24V216H23ZM47 218H48V216H47ZM62 218H64L63 215H62ZM86 218H87V216H86ZM101 218H102V215H101ZM101 218H100V216H99V219H101ZM124 218H126V219L128 218V219H129L128 222H127V220H126V223L123 222V221L125 220ZM154 218H156V216H154ZM216 218H217V216H216ZM239 218H240V216H239ZM45 219H46V218H44V220H45ZM48 219H49V218H48ZM50 219H51V216H50ZM50 219H49V220H50ZM65 219L68 220L69 218H65ZM70 219H71V218H70ZM84 219H85V218H84ZM84 219H83V222H84ZM88 219H86V220H88ZM123 219H124V220H123ZM150 219H152V220H150ZM158 219H160V216H159ZM173 219H174V218H173ZM175 219H176V218H175ZM175 219H174V220H175ZM224 219H225V218H224V216H223V220H224ZM227 219H228V218H227ZM227 219H226V221H227ZM230 219H231V216H230ZM5 220H7V219H5ZM11 220H12V219H11ZM11 220H10V222H11ZM20 220H21V222H22V219H20ZM44 220L41 219V221H43V224H41V225H44V224L46 223V222L44 223ZM49 220L46 219L45 221H49ZM51 220H53V219H51ZM61 220H62V219H61ZM91 220H93V219H91ZM94 220H95V219H94ZM97 220H98V219H97ZM104 220H105V218H104ZM116 220H117V219H116ZM116 220H115V218H114V221H116ZM133 220H135V219L133 218ZM149 220H150L149 223L152 224L151 221L153 222V218H151V216H150ZM174 220H172V221L169 220V221H171V222L173 223ZM213 220H216V219L213 218ZM218 220H219V219H218ZM220 220H221V219H220ZM234 220H235V219H234ZM23 221H24V220H23ZM54 221H55V219H54ZM54 221H53L52 223H51V221H50L49 223L53 224ZM57 221H58V220H57ZM62 221H63L64 224L61 223ZM62 221H61V222L58 221V222L61 223V226H62V227H61V230H62V228L65 226V222H64V220H62ZM76 221H78V223H79V220H76ZM135 221H136V220H135ZM140 221H141V220H140ZM201 221H203V220H201ZM207 221H208V220H207ZM25 222H26V221H25ZM28 222H29V221H28ZM28 222H27V223H28ZM55 222H56V221H55ZM68 222H69V223H68ZM80 222H81V220H80ZM83 222H82V223H83ZM86 222H88V221H86ZM96 222H98V221H96ZM96 222H93V221H92V222H90V223H96ZM99 222H100V221H99ZM110 222H112V224H113V220L110 221ZM110 222H109L108 224H110ZM116 222H117V224H118V221H116ZM120 222H119V223H120ZM133 222H134V221H133ZM133 222H132L131 225L134 224ZM137 222H138V221H137ZM166 222H168V221H166ZM212 222H213V221H212ZM216 222H217V221H216ZM231 222H233V220H232ZM7 223H8V222H7ZM14 223L16 224V221H14ZM27 223H26V224H27ZM67 223H68V224H67ZM71 223H72V221H71ZM71 223H70V220H69V221H66V224L70 226V231H71V229H73V228H71V227H74L75 225H77V224H75V225L71 226V225L73 224V223H72V224H71ZM76 223H77V222H76ZM90 223H89V226H91ZM106 223H107V222H106ZM124 223H125V224H124ZM144 223H145V222L142 221V223L140 224V226H141L142 224H144ZM149 223H148V224H149ZM154 223H155V222H154ZM154 223H153L152 225H154ZM160 223H161V222H159V224H160ZM163 223H165V221H163ZM163 223H162V224H163ZM169 223H170V222H169ZM172 223H171V224H172ZM174 223H175V221H174ZM176 223H177V221H176ZM176 223H175V224H176ZM178 223L180 224V222H178ZM209 223H211V221H210ZM209 223H208V225H209ZM240 223H241V222H240ZM240 223H239V225H240ZM17 224H18V223H17ZM22 224H23V223H22ZM26 224H25V225H26ZM28 224H29V223H28ZM28 224H27V226H28ZM46 224L48 225V223H46ZM54 224H56V223H54ZM54 224L51 225V226H57V225H54ZM62 224H63L64 226H63ZM70 224H71V225H70ZM86 224H87V223H86ZM100 224H101V223H100ZM112 224H110V225H108V226H111ZM114 224L116 225L115 222H114ZM114 224H113V225H114ZM146 224H147V223H145V226H146ZM150 224H149V225H150ZM175 224H173V225H175ZM213 224H214V223H213ZM242 224H243V223H242ZM8 225L10 226L11 224L8 223ZM8 225H6V226H4V227H7ZM12 225H13V224H12ZM18 225H19V224H18ZM49 225H50V224H49ZM58 225H59V224H58ZM78 225H81V224H78ZM78 225H77V226H78ZM84 225H85V224H84ZM95 225H97V223H96ZM113 225H112V226H113ZM118 225H119V224H118ZM120 225H119V226H120ZM127 225H126V226H127ZM134 225H135V224H134ZM160 225H161V224H160ZM163 225H164V224H163ZM197 225H198V224H197ZM197 225H196V229L191 230V231H195V230H197V228H199V227L201 226L200 224H199V225H200L199 227H198ZM215 225H216V224H215ZM215 225H214V226H215ZM217 225L219 226L220 224H217ZM0 226H1V225H0ZM2 226H3V225H2ZM2 226H1L0 229H2ZM9 226H8V227H9ZM29 226H30V225H29ZM69 226H68V227H69ZM82 226H83V224H82ZM82 226H81V228H82ZM92 226H93V224H92ZM97 226H98V225H97ZM104 226H105L104 229H109V228H110V227H109V228H106L107 225H104ZM136 226L140 227L139 225H136ZM136 226H134V227L136 228ZM167 226H168L167 228H169L170 225L167 223ZM176 226H177V225H176ZM220 226H221V225H220ZM224 226H225V225H224ZM228 226H229V225H228ZM14 227H16V226H14ZM22 227H23V226H22ZM34 227H35V226H34ZM34 227H32V228H34ZM59 227H60V226H59ZM83 227H85V226H83ZM87 227H88V225H87ZM93 227L95 228V226H93ZM93 227H92V228H93ZM120 227H121V226H120ZM154 227H155V225H154ZM154 227H152L151 232H148V233L151 234V235L147 234L148 236H146V234L144 233V235H145L146 237H141V236H144V235L141 234L142 231H138V230H140L141 228L138 229V230H137V229L135 230V229L133 228V226H132V228L130 227V229H134V231L131 230V232L129 233L130 235H132L131 237H129V235H128L127 237H119V234L117 233V234H118V235H117L116 232H119V231H120V230H119L120 228H119V229L117 228L118 231L115 229L116 232L112 230V231L115 232V234L118 236L117 239L115 238V237H117V236L114 237V238L116 239V242H117V243H115L116 245H115V247H114V253H113V254H111V255H110V254H109V255H104V253H103V255L99 254V255H96V256H92V253H91V256H82V257L79 256V258H78L77 256H76V258H75V257H74L75 255L72 254V256L74 255V256H73L74 258H73V257H68V254H67V253H64V254H67V256H66L67 258H66V260H65V263H62V264H217V263H216V261H217V260H216V259H217L216 256L219 255V253L221 252L220 250H223V249H221V248L227 244V241H232V239H231L230 237H234V236H232V235H231V236L229 235L230 240H227L226 236L228 237V235L226 234V236H225V235H224V234L226 233V232H225V233L223 234V236H225L226 239H221V238H219L217 235H216V236H217L220 240H217L218 238H216V237H214V238L212 237L213 239H212V238H211V239H208V238H206V235H205L206 233H205V232L209 231V229H212V228H209V226H208V228H207V227L205 228L206 231H205V229H204V235H205L204 237H205V238H204V237L202 238V235H201L202 232L200 233V232L198 231V230H200V229L197 230V231L200 233V234H199V235L201 236L200 238H198L197 236H194L195 234H190V235H192L194 238H192V237L188 238V236H185V235L189 234L190 231H189V233H188L187 230H186V233H187V234H186V233H185V234H182V236L184 237V238H183V237L180 235L181 233H180L179 231H176V230H175V231H173V232H170L171 229H176V227H175V228H171V226H170L171 229L169 230V232H168V229H167V233L171 234L172 236H171V235H170V236H167V233H164V232H163V231H165V229H164V228H166L165 226H164V227L161 226V228L163 227V229H164L163 231H162V229H161L160 227H159V228L161 229V230H160L161 232H159V230H157V229H158V221H157V225H156V227H155V228H154ZM215 227H216V228H215ZM215 227H213V229L216 230V231H215V233H216L217 230H219L220 228H218L217 226H215ZM221 227H222V226H221ZM226 227H227V226H226ZM232 227H233V226H232ZM234 227H235V225H234ZM9 228H13V226H11V227H9ZM9 228H7V229H9ZM28 228H29V227H28ZM41 228H42V227H41ZM48 228H51V227L48 226ZM56 228H57V230H58V226H57ZM65 228H66V227H64V229H65ZM75 228H76V227H75ZM81 228L79 227L78 230H80ZM85 228H86V227H85ZM85 228H84V229H85ZM88 228H89V227H88ZM121 228L124 229V227H121ZM142 228H148V225H147L146 227H144V225H143ZM150 228H151V226H150ZM180 228H181V227H179V230H180ZM200 228L202 229L203 227H200ZM240 228H241V227H240ZM240 228H239V229H240ZM4 229H5V228H4ZM14 229H15V228H14ZM17 229H18V227H17ZM29 229H31V228H29ZM36 229H37V227H36ZM53 229L56 230L55 228H53ZM53 229H52V230H53ZM66 229H68V228H66ZM66 229H65V230H66ZM97 229H98V228H96V230H97ZM99 229H100V228H99ZM99 229H98V230H99ZM102 229H103V227H102ZM125 229H126V233L129 232V231H127V228H125ZM125 229H124V230H125ZM181 229H183V227H182ZM207 229H208V230H207ZM224 229H225V227H224ZM237 229H238V228H237ZM10 230L13 231L12 229H10ZM10 230H9V232H10ZM18 230H19V229H18ZM26 230H27V228H26ZM32 230H33V229H32ZM38 230H39V229H38ZM40 230H41V229H40ZM40 230H39V231H40ZM47 230H48V229H47ZM50 230H51V229H50ZM54 230H53V231H50L51 234H53L52 232H57V231H54ZM59 230H60V229H59ZM74 230H75V229H73L72 231L75 232ZM110 230H111V229H110ZM110 230H109V231H110ZM124 230H123V232H124ZM128 230H129V229H128ZM144 230H145V229H144ZM144 230H143V231H144ZM146 230H147V229H146ZM148 230H149V229H148ZM188 230H190V229H188ZM2 231H3V230H2ZM16 231H17V230H16ZM34 231H35V230H34ZM41 231H42V233H43V232H45V233L47 232L45 229H44V231H43V230H41ZM41 231H40V233H41ZM48 231H49V230H48ZM88 231H89V230H88ZM99 231H100V230H99ZM121 231H122V230H121ZM136 231H138V233L140 232L141 236H139L138 233H136ZM197 231H195V232H197ZM201 231H203V229H202ZM212 231H213V233H214V230H211V232H212ZM219 231H220V230H219ZM219 231H218V233H220ZM235 231H236V229H235ZM240 231H241V230H240ZM0 232H1V230H0ZM7 232H8V231H7ZM14 232H15V230H14ZM17 232H18V231H17ZM22 232L24 233L23 228H22ZM35 232H36V231H35ZM50 232H49V233L47 232V234L50 235ZM77 232H78V231H77ZM77 232H76V233H77ZM79 232H81V234H83V233H84V230H83V233H82V230L79 231ZM86 232H87V231H86ZM110 232H111V231H110ZM123 232H122V233H123ZM184 232H185V231H183L182 233H184ZM198 232H197V233H198ZM228 232L230 233V231H228ZM228 232H227V233H228ZM237 232H238V231H237ZM1 233H2V232H1ZM19 233H20V231H19ZM25 233L32 234L33 231H32V233H30V231L28 230V232H25ZM36 233H37V232H36ZM40 233H39V234H40ZM42 233H41V234H42ZM65 233H66V232H65ZM91 233H93V232H91ZM108 233H109V232H108ZM122 233H121V234H122ZM126 233L124 232L123 235L126 234ZM155 233H156V236L159 235V234H157V233H161V234H160L158 237H155V236H154ZM193 233H194V232H193ZM240 233H241V232H240ZM248 233H249V232H248ZM10 234H13V232H11ZM43 234H44V233H43ZM43 234H42V235H43ZM47 234H44L43 237H45V235H47ZM54 234H55V233H54ZM54 234H53V235H54ZM56 234H57V233H56ZM56 234H55V235H56ZM62 234H63V233H62ZM66 234H67V233H66ZM68 234H70V233H68ZM72 234H73V233H71V235H72ZM74 234H75V233H74ZM74 234H73V235H74ZM88 234H89V233H88ZM88 234H84V235H81V236L86 237ZM95 234H96V233H95ZM104 234H105V231H104V233H103L102 235H104ZM115 234H113V235H115ZM162 234H163L164 236H162ZM165 234H166V236H165ZM209 234H210V233H209ZM230 234H233V235H234L235 232H233V233L231 232ZM243 234H244V231H243L242 235H243ZM0 235H1V234H0ZM4 235H5V234H4ZM18 235H19V236H18ZM18 235H15V236L21 237L20 234H18ZM24 235H26V234H24ZM33 235H34V234H33ZM33 235H32V236H33ZM42 235H41V236H42ZM49 235H47V236H49ZM55 235H54V236H55ZM57 235L59 236V234H57ZM57 235H56V238L54 237L56 240H57V238H59ZM64 235H65V234H64ZM96 235H97V234H96ZM123 235H122V236H123ZM178 235H179V236H178ZM213 235H214V234H213ZM5 236H6V235H5ZM15 236H14V237H15ZM26 236H29V235H26ZM37 236H38V234L36 235V239H40V240H42L41 237H40V238H37ZM39 236H40V235H39ZM47 236H46V237H47ZM50 236H51V235H50ZM50 236H49V237H50ZM66 236H69V235H65V236H63V237H64L65 239L67 238L68 240L71 239V238H69V237H71V236H69V237H66ZM76 236H77V235H76ZM90 236H93V235L90 234ZM98 236H99V235H98ZM100 236H101V235H100ZM120 236H121V235H120ZM125 236H126V235H125ZM180 236H181V237H180ZM207 236H208V234H207ZM210 236H212V235L210 234ZM210 236H208V237H210ZM214 236H215V235H214ZM258 236H259V234L257 235V237H258ZM2 237L4 238V236H2ZM6 237H7V236H6ZM6 237H5V238H6ZM18 237H16V238H17L16 240H18ZM105 237H106V236H105ZM105 237H104V238H105ZM186 237H187V238H186ZM195 237H196V238H195ZM21 238H22V237H21ZM21 238H20V239H21ZM30 238H32V237L29 236V240H30ZM34 238H35V237H34ZM47 238H48V237H47ZM50 238H52V236H51ZM50 238H48V239H50ZM73 238H75V237H73ZM87 238H88V236H87ZM87 238H86V239H87ZM89 238H90V237H89ZM93 238H94V237H93ZM102 238H103V237L101 236L100 241L103 240ZM215 238H216V239H215ZM229 238H228V239H229ZM236 238H237V237H236ZM242 238H243V237H242ZM242 238H241V239H242ZM0 239H1V238H0ZM6 239H8V238H6ZM13 239H14V238H13ZM20 239H19V241H20ZM22 239H23V238H22ZM43 239H45V238H43ZM48 239L46 240L47 242L44 240L45 242L43 241V243H44V244H47V243H48ZM59 239H60V238H59ZM61 239H62V238H61ZM76 239H77V238H76ZM78 239H80V241H81V237L78 238ZM78 239H77V241H76L75 239H73V240H75V241L78 243V242H79ZM82 239H83V238H82ZM86 239H85V240H86ZM96 239H97V238H96ZM109 239H110V238L108 237V241H109ZM234 239H235V238H234ZM234 239H233V241H235ZM251 239H252V238H251ZM1 240H3V239H1ZM8 240H9V239H8ZM14 240H15V239H14ZM14 240H11V241H14ZM16 240H15V241H16ZM24 240H26V239H24ZM27 240H28V239H27ZM27 240H26V241H27ZM31 240H32V239H31ZM33 240H35V239H33ZM33 240H32V241H33ZM51 240L53 241L54 239H51ZM63 240H64V239H63ZM68 240H67V241H68ZM73 240H72V241H73ZM85 240H84V241H85ZM87 240H88V239H87ZM87 240H86V242H87ZM98 240H99V237H98ZM98 240H97V242H98ZM239 240H240V239H239ZM239 240H237V241H239ZM244 240H245V239H244ZM252 240H253V239H252ZM19 241H17L18 244H19ZM38 241H39V240H38ZM49 241H50V240H49ZM52 241H51V243H52ZM84 241L82 240L81 242L84 243ZM88 241H90V240H88ZM246 241H247V238H246ZM3 242H4V241H3ZM30 242H31V241H30ZM34 242H35V241H34ZM40 242H41V241H40ZM53 242H55V240H54ZM58 242H59V241H58ZM58 242H56V243H58ZM65 242H66V241H65ZM73 242H74V241H73ZM76 242H75V243H76ZM90 242H91V241H90ZM93 242H95V240H93L92 243H93ZM97 242L94 243L95 246H96V243H97ZM101 242H102V241H101ZM101 242H99V243H101ZM1 243H2V242H1ZM23 243H24V241H23ZM25 243H26V242H25ZM31 243L33 244V242H31ZM43 243H42V245H43ZM49 243H50V242H49ZM69 243H71V242L69 241ZM69 243H68V244H69ZM77 243H76V244H77ZM92 243H91V244H92ZM235 243H236V242H235ZM235 243L233 244V242H232V245H233V246H234V245L237 246ZM240 243H241V241H240ZM240 243H239V245H240ZM244 243H245V241H244ZM249 243H251V242L249 241ZM249 243H248V244H249ZM2 244H3V243H2ZM18 244H17V245H18ZM21 244H22V243H21ZM29 244H30V243H29ZM37 244H39V242H38ZM37 244H36V246H37ZM59 244H60V242H59ZM62 244H63V243H62ZM72 244H74V243H72ZM97 244H98V243H97ZM237 244H238V243H237ZM251 244H252V243H251ZM33 245H34V244H33ZM54 245H55V244H54ZM78 245H79V244H78ZM82 245H83V244H82ZM111 245H112V244H111ZM229 245H231V244L229 243ZM244 245H245V244H244ZM4 246H5V245H4ZM4 246H3V247H4ZM7 246H8V245H7ZM38 246H39V245H38ZM47 246H48V245H47ZM47 246L44 247V245H43L42 248H41L40 246H39V247H40L43 251H45L44 249H45ZM50 246H51V245H50ZM50 246H48V248H49ZM55 246H57V245H55ZM72 246H73V245H72ZM72 246H71V247H72ZM103 246H104V242H103ZM241 246L243 247V242H242V245H241ZM245 246H246V245H245ZM18 247H19V246H18ZM26 247H27V246H26ZM31 247H32V246H31ZM33 247H34V246H33ZM53 247H54V246H53ZM58 247H59V245H58ZM58 247H57V248H58ZM71 247L68 246V249L70 250ZM74 247H75V246H74ZM74 247L71 248V249L73 250ZM100 247H101V246H100ZM226 247H228V244H227ZM237 247H238V246H237ZM6 248H7V247H6ZM16 248H17V247H16ZM16 248L14 249L15 252L17 251ZM28 248H29V247H28ZM28 248H27V249H28ZM43 248H44V249H43ZM51 248H52V246H51ZM60 248H61V246H60ZM62 248H63V247H62ZM62 248H61V249H62ZM65 248H67V247H65ZM65 248H64V249H65ZM75 248H76V247H75ZM78 248H79V247H78ZM92 248H93V244H92ZM101 248H102V247H101ZM101 248H100V249H101ZM103 248H104V247H103ZM106 248H107V247H106ZM30 249H31V248H30ZM30 249H29V250H30ZM41 249H40V250H41ZM54 249H55V247H54ZM68 249H67V250H68ZM79 249H81V248H79ZM88 249H89V248H88ZM90 249H91V248H90ZM226 249H227V248H225V250H226ZM234 249L237 250L236 247H235ZM239 249L244 250V249H242V248H239ZM245 249H248V248H245ZM21 250H22V249H21ZM25 250H26V249H25ZM32 250H34V249L32 248ZM32 250H31V252H32ZM42 250H41V251H42ZM46 250H47V251H50V249H49V250L46 249ZM72 250H71V253L73 252ZM75 250H76V249H75ZM75 250H74V251H75ZM108 250H110V249H108ZM228 250H229V249H228ZM249 250H251V249H249ZM7 251H8V250H7ZM9 251H10V250H9ZM9 251H8V252H9ZM62 251H64V250H62ZM80 251H81V250H80ZM84 251H87V249L85 250V248H84ZM92 251H93V250H92ZM94 251H95L94 253H96L97 250H94ZM99 251H100V250H99ZM103 251H105V250L102 249V252H103ZM218 251H220V252H218ZM232 251H233V250H232ZM234 251H235V250H234ZM257 251H258V250H257ZM0 252H1V251H0ZM3 252H4V251H3ZM3 252H2V253H3ZM8 252H6V253H8ZM64 252H65V251H64ZM75 252H76V251H75ZM238 252H240V250H239V251L237 250V252H234V253H233V252H226V251H225L226 254L224 253V255H225V258H226V263H227V264H232L234 261H236L235 254L238 255ZM243 252H244V251H243ZM245 252H246V251H245ZM2 253H0V254H2ZM9 253H10V252H9ZM36 253H37V252H36ZM78 253H79V251H78ZM78 253H76V255H79V254H80V253H79V254H78ZM84 253H85V252H83V255H86V254L90 253V251L88 250V253H86V254H84ZM97 253H98V252H97ZM99 253H100V252H99ZM108 253H109V251H108ZM15 254H16V253H15ZM17 254L20 255V253H18V252H17ZM21 254H22V253H21ZM26 254H27V253H26ZM33 254H34V253H33ZM40 254H41V253H40ZM50 254H51V253H50ZM81 254H82V253H81ZM242 254H243V253H242ZM250 254H251V253H250ZM6 255H8V254H6ZM23 255H24V254H23ZM233 255H234V259H235V260L232 262L231 257H233ZM237 255H236V256H237ZM240 255H241V252H240L239 256H237V257H240ZM243 255H244V254H243ZM243 255H242V256H243ZM246 255H247V253H246ZM246 255H244V256L246 257ZM255 255H256V254H255ZM260 255H261V254H260ZM8 256H9V255H8ZM16 256H17V255H16ZM62 256H63V255H62ZM222 256H223V254H222ZM249 256H251V255H249ZM249 256L247 255V258H249ZM0 257H2V256H0ZM5 257H6V256H5ZM22 257H23V256H22ZM40 257H41V255H40ZM254 257H255V256H254ZM18 258H19V257H18ZM27 258H28V257H27ZM30 258H31V257H29L28 259H30ZM33 258H34V257H33ZM218 258H219V257H218ZM240 258H241V257H240ZM240 258H239V259H240ZM243 258H244V257H243ZM255 258H256V257H255ZM0 259H1V258H0ZM23 259H24V258H23ZM23 259H19V260H23ZM25 259H26V257H25ZM28 259H27L26 262H25V261H24V262H21V264H26V263L29 261ZM38 259H40V258H38ZM262 259H263V258H262ZM9 260H10V259H9ZM17 260H18V259H17ZM19 260H18L17 262H19ZM245 260H247V259H245ZM245 260H242V263H243V261H244L243 264H245ZM252 260H253V259H252ZM10 261H12V260H10ZM31 261H32V259H31ZM31 261H29V264L31 263ZM237 261H238V262H241L240 260H237ZM12 262H13V264H14L16 261H15V262L12 261ZM12 262H11V263H12ZM34 262H35V261H34ZM37 262H38V261H37ZM60 262H62V261H60ZM230 262H231V263H230ZM259 262L262 264L263 261H262V262L259 261ZM0 263H1V261H0ZM8 263H9V262H8ZM11 263H10V264H11ZM222 263H223V262H222ZM235 263H236V262H234V264H235ZM242 263H241V264H242ZM2 264H3V263H2ZM6 264H7V263H6ZM18 264H20V263H18ZM52 264H55V263H52ZM57 264H59V263H57ZM238 264H239V263H238ZM252 264H253V263H252ZM254 264H255V263H254ZM256 264H259L258 261L256 262Z\"/></svg>", "mask_w": 264, "mask_h": 264}]
</instances>
